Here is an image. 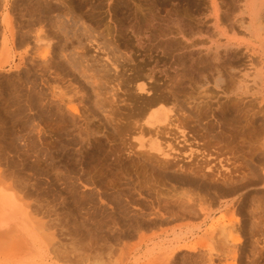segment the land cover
Listing matches in <instances>:
<instances>
[{
	"label": "rangeland",
	"instance_id": "rangeland-1",
	"mask_svg": "<svg viewBox=\"0 0 264 264\" xmlns=\"http://www.w3.org/2000/svg\"><path fill=\"white\" fill-rule=\"evenodd\" d=\"M0 1H1L0 5H2V6H0V264H188V263L189 264H200V263L201 264H209V263H212V264L213 263L214 264H234V263L235 264H264V251H262V249L264 250V229H263L264 218L261 217L264 215V211H262V210H264V208H263L264 205H262V204H264L263 203L264 202V88L261 87L262 81H261V75L260 74H261L262 69H263L261 64H255V63H257V62H255L254 64L247 65L246 68H244V66H241L239 69L236 70L237 80H236V82H234L235 86L232 85V84H234V83H232L228 86L229 88L225 91L220 87H216L214 85V83H211L208 85L207 88H210V92L213 93L214 95L218 96V97H216L215 100H213V103L216 106L215 107L214 105H212V107H214V108H217L219 105H221V103H224L225 105L229 104L232 107L233 106L232 103H235L233 99L237 100L238 96H239L238 98H240V96H241L240 94L242 92L245 94V95L241 96L244 102H242V104H240V108L242 107L241 111H244L243 115H245V116H243L240 112H238L236 105L233 106L235 109L234 110L235 113L233 112V107L232 108L230 107L232 111L229 110V113L227 115L229 117L226 121L228 123V125L225 127V132H224L223 136H217V132H215V131L209 132V134H207L208 136H206V131L202 129L203 132L201 130H199V132H197V135H194V137H192L193 139L191 138L192 141L193 140H195V141H193V142L189 141L190 143L188 142L186 146L183 144V142L180 141L182 143L183 148L181 147V144H178V143H180L179 140H182L181 137L179 140H177V142L174 141V144L175 143L178 144L180 146V149L181 148L183 149V151H182L183 155L180 156L179 154H176V155H179L180 159L182 157L181 160H183V161L180 160L182 163H185V161L186 162L188 161L189 158H187V157L189 156L188 154L190 153L189 149L190 150L191 149L197 150V152L199 151L197 155H198L199 161L201 162V158H200L201 157L200 152L202 150L201 145H199L198 147H200V148H198L196 145L197 143H194L197 141V139L200 142H205L207 145L209 144L208 145L209 149L207 151L209 154L212 152L216 153V151H218V150H214L212 148L217 147L216 149H218V146H220V144L218 145V143L220 142L221 143V148L219 149L220 152H217L218 154L216 153L217 156H215L216 154H213L214 156H212V154L210 157L208 156V163L210 162V165H208L207 167L211 166L212 169H216L215 173H217V169H220L223 171V172L221 171L222 174H228V172H230L232 167H233L232 172L233 173L237 172L236 174H234L235 175L234 181L238 180L237 184H234V182H228L227 184L229 185V184L233 183L234 186H239L240 187V189L238 190L239 192L238 193H236L237 191L235 193L231 192V188L230 187L225 188V186H227V184L222 185V182H220V181L214 182V183H216L215 187H210L209 184L212 181L211 179L213 177H216V176H212V173L209 172L207 168H205L206 170L204 169L202 172L205 173L207 171L205 173L206 175H208L207 178L197 179L201 182H205V180L207 179V181H206L207 183L205 182L206 185L205 186L203 185L204 189L199 188V189H201L200 191L203 192V194H202V192H199V196H201V195L204 196L205 193H207V192L210 193L213 189H214V191L211 192L212 195L215 194L216 196H218V194H220V192H221V193H224L226 196L227 195L228 196L226 197L225 195H223L222 197H218V199H219L217 201L218 205H219V203H222L224 205L221 207H218V205L216 204L217 202L215 203L216 205L214 204L215 206L213 205L214 206L212 208L213 215L210 219H208V222L206 223V225H203V227L199 230L200 234H198V235L196 234L193 236L187 235V236H183V238L176 239V240H159V239H152V238H147V239L142 238L141 239V237H139V236L137 237L136 234L134 235V232L132 231L133 229L131 227H133L134 229L136 228V227H134V225H135L134 222L146 221V220H148V222H149L152 219L153 220L159 219V217H157V215L159 213H161L163 215V212H166L164 209L167 210V208L168 209L170 208V210H173L175 207L174 203H173L174 206L172 205L173 208L171 209L170 205H165L164 202L159 203V201L157 200L158 199L157 196L159 193H161L162 194L161 196H163L165 194L163 191H165L166 189H167L166 193L167 192L172 193L173 192L171 190L172 187L174 189L176 188L175 190L173 189L174 190L173 193L176 194V192H178V191L180 192V189H178L177 186L182 185V184H181V181H179L178 184L176 185L175 182L173 180H171V178L170 179L167 178V180L170 183H172V187H170L171 184L169 185V187H163L166 184H167L166 186H168L169 182L164 181L163 180L164 178L160 179L161 176H159L156 172L155 176H158V179L160 181V182H158V179L157 178L154 179V176L151 175V174H153V172H152L153 170L150 168V166H148L144 163L141 164V160L139 158H138V160H135L139 156L136 155L137 153H134V149L136 152H138V151L142 152L144 149L140 148L139 144H137L138 141L135 139V137H138V135L136 133L135 134L133 133L135 131V129H132V131H131L133 134L132 135L131 132L129 133V131L124 130V129H126V127H124V126L129 125L131 127H134L133 123H135L134 122L135 118L130 116V115H131V111L133 113V108H135L136 105L138 106V102L132 100L135 103L134 104L132 102L134 104V106H132L133 104L131 103V101L127 100V98L131 99V96H134V97L137 96V94L135 92L139 91V90H138V88H136L137 89L136 90L134 87L135 86L137 87V84L139 83L138 79H134V82L131 84L128 83L126 85L127 87L124 86V88H123V86H121L124 89V90H121L122 88L118 87V89H117V85H116L117 83H120V82L122 83V81L124 82V80L121 79L122 76H120L119 81L120 80H122V81L117 82L118 81L117 80L116 82H114V84H112V83L109 84L110 87L112 86L111 88L108 85L105 88V90L106 89L113 90L112 92L110 90H109L110 92L104 91L103 89H101V91L99 90V93H101L102 100H105L103 102L104 104L106 102V98L110 97L108 94L111 93L110 94V95H112L111 100H113V98L115 100H113L114 102H111L110 98H109L110 101L107 98V100H108L107 103L110 102V106L112 103H113L112 105H117V107H115V106L110 107L109 103H108V105L105 104L103 106V108H101V109H99L98 106L96 105V100H97L96 92H98V90L94 89V87L97 86V83H93V80H91L92 77L90 76V73L88 74V72H87V77H83V76L81 77V75L80 76L78 75V78H74L73 76H70L69 74L67 76H66V74L64 76H58V75L56 76V74H52L51 77L53 78V81L58 80L59 84L57 82H53L51 79L49 86L45 85L42 80L40 82V79L38 77H36L37 81H36L34 76H33L34 78L31 77V79L29 81H27V79L25 80L24 79V78H26V72L25 71L28 68L26 63H28L27 59H29V57H30L29 54H25V53H26V50L30 49L31 46H29V47L24 46V47L19 48V41H18L19 40V15H18L19 14V0H0ZM75 1H78V2H74L73 0H71V1L70 0L69 1L64 0V4H65L64 6L66 8L65 10H66L67 14L71 13L70 15L69 14L67 15L68 18L69 17L72 18V17L76 16L74 18L79 19V21H77L79 26L82 27L86 23L83 26V28H86L87 30H89L99 40L100 43H104V41H106L105 43L109 44V45L107 44L109 46L108 47L109 49H107L105 51H104V49H102L100 52V50L96 47L97 44L95 45V43H93V45H92V44H90L89 41L83 40L82 44H85V43L86 44H85V46H82V48H84L88 52V55H89V52H90V54L93 52V54H91L89 56V58H91V60H92V57H93V59H95V58L98 59V57H100L98 59L99 61L102 60V63H106V64L109 63L110 64V61L106 58V55H105L107 52L109 53L110 58L113 57L112 60L110 59L112 62H114L116 54L119 57V61L121 58L124 57L123 59H121V66H120L119 62H118L119 64L117 63L119 66V70H117V72L119 71L118 74H122L123 78L125 80H126V78H128V77H126V75L127 76L129 75L131 77V79H133L136 76V72H137V71L135 72V69L138 67L137 69L140 70V73L142 71V73H141V75L143 74L142 76H144L145 74H146L145 76L148 75L147 77L150 76L149 78H151V79H149L147 77H143L142 81H144V82L146 81L145 83L147 84V86L149 83H150V85H152L153 93H154V90H153L154 87L155 88L158 87L159 88L158 93H160L159 91H162V92H164V94H166V95L168 94L170 97H172L171 95H173L174 93L176 94V91H174L169 85L171 84L170 82H172L173 79H175V78L178 79L179 77H181V75L179 76V73L181 74V71H182L181 66L179 65V67H178L177 65L179 63H176L177 60L179 61L178 58L180 57V55H179L180 50L175 48V45L177 44V42L181 41V39H182L183 40V41H181L182 44H184V42H185V44H187L186 50L194 51L195 55H198L199 51L205 52L207 49L211 50L210 47H213V40H216V39L218 40V37L220 38V41H222V43L224 42V39H225L224 36L220 37L219 35L209 37L210 34L208 35L205 31L202 33L198 32V30L201 28V24L199 23V20H202L204 25L206 24V26H204L203 28H205V29H206V27L209 28L210 29L209 32H211V31L216 32L217 31L216 29H214L215 19H214L211 0H133V1L132 0H121L122 2H120V0H103V3L105 5L102 3V0H99L100 2H98L97 0L96 1L93 0L94 2L92 0H91L92 2L90 0H75ZM132 2H134V4L136 2V4L134 5ZM144 2L147 3V4L145 3L146 5H151V7L153 6L152 7L153 11L150 10V8H151L150 6H146V5L143 6ZM247 2H248V0H216V4L219 8V14L220 15L224 14V12L226 14L230 15L231 11H233L234 8L237 7V9H235L233 12H235L236 14H240L239 15L240 18L244 17L245 18L244 21L246 20L245 21L246 25L249 21L248 15L247 14L241 15V13L245 11ZM73 4H75V7L73 6ZM118 4H119V8L117 9ZM154 4H156V5H154ZM66 6L68 8H70V10ZM76 6L77 7L80 6V7H78L79 10L76 9L77 8ZM142 6H143V8H141ZM71 7H72V9H71ZM126 7H127V9H126ZM230 7L233 10L230 9L231 10L230 11L229 10ZM15 8H16V10H15ZM91 8L94 10V13H93V10H90ZM137 8H140V9H137ZM67 9H68V11H71V12H68ZM13 11L15 14L13 13ZM142 11H143V13H142ZM150 11H152V13ZM79 12H81V13H79ZM86 12H89V13L87 14ZM114 12H116L115 15H114ZM127 12L129 14H127ZM132 12H134L135 14L133 15ZM139 12H140V15L138 14ZM146 12L150 13L149 15L151 17L149 15H148L149 17L146 16L147 15ZM77 13L80 15H83V16H79ZM98 13H100V14L98 15ZM117 13H119V14H117ZM130 13H132V14H130ZM86 14L89 17H91V19H89V17ZM116 14H117V16H116ZM142 14H143V16L145 15V17H142ZM183 15H185L184 17L186 18V20H188L187 17H189V19H192V20H190V23L193 21L196 23V24L192 23V27L194 25H196V27L194 26L195 29L193 28L195 32L193 31V29L190 26L185 27V29L184 28H178L176 26L174 27L175 24H173L172 21H178V20L184 21L185 19L182 18ZM186 15H189V16L186 17ZM85 16L87 17V19ZM125 16H127V17H125ZM135 16L145 18L146 21L144 20L142 23H139V20ZM152 16H154V17H152ZM108 17H109L110 21L108 20ZM112 17H114V18H112ZM147 17L149 19L156 18L155 19L156 21L154 20V22H153L154 24L150 25L149 21H148L149 19L148 20L146 19ZM115 18H116V20H115ZM118 19H120V20H118ZM82 20L85 23L84 22H83V24L80 23V22H82ZM117 20L121 21L120 23H122L124 20V25H123V23L120 24ZM186 20L184 22H186ZM188 21L186 23H189ZM111 22H113V24ZM116 22H118V23H116ZM144 22L146 24L147 23L148 24L146 25ZM155 22H157V23H155ZM158 22H159V24H158ZM90 23H91V25H90ZM105 23H106V31H105V25H104ZM197 23H199L200 25H198ZM116 24H118V25H116ZM172 24H173L172 30L173 31L175 30L173 32V34H175L176 32L179 33V34L176 33V36L173 35L170 32V30L167 29L168 28L167 26H171ZM102 25H103V27H102ZM110 25H111V27H110ZM112 25L114 26V28ZM120 25H123L124 28H123V26L120 27ZM223 25L226 27L225 24H223ZM42 26H44L43 27L44 29H47V27H45L44 24ZM89 26H92V27H89ZM99 27H102V28H99ZM155 27H157V29ZM161 27H163V28L166 27L165 29H163L164 32L162 31ZM103 28H104V30H103ZM174 28H176L178 30H176ZM181 29H182L183 33H180ZM92 30H94V31H92ZM102 30H103V32H102ZM107 30L109 32H107ZM154 30L155 31L157 30L156 33H154L155 32ZM165 30L166 31L168 30V31L166 32ZM184 30H185V32H184ZM120 31H122L123 33H121ZM135 31H137V32H135ZM95 32H96V34H94ZM116 32H118V34H117L118 36L116 35ZM186 32L187 33L190 32L191 34L190 33L187 34ZM98 33H101V34H98ZM107 33H109L110 35L113 34V36L110 37V35ZM192 33H194V34H192ZM235 33L237 34L236 35L237 38H239L241 40L243 39V41H245V42H249V41L253 40L251 38L250 32L246 31L243 28H240V30H235ZM97 34L100 36H98ZM168 34H170V35H168ZM171 34L173 35V37ZM101 35H102V37H104V36L105 37L102 38ZM229 35L233 36V33L230 32ZM116 36L118 39L116 38ZM112 37H114V38H112ZM109 38L114 39V40H110ZM174 38H176L178 41ZM119 40H121L122 42L119 43L120 42ZM84 41H85V43H84ZM116 41H117V43H116ZM174 41L175 42L177 41L176 44L173 43ZM53 42L54 41H52V43ZM114 42H115V44H114ZM123 42L124 43L127 42V44L125 43L126 44L125 45ZM171 42L173 43L172 45L175 44L174 49H172V50H176L178 52H174V51L170 50L171 48L168 45L171 44ZM112 44H113V46H111ZM94 46H95V48H94ZM116 46H117V48H116ZM110 47H112L114 49L116 48L115 51H112V49L110 50ZM126 47H128V48H126ZM167 48L168 49L170 48V49L168 50ZM119 49H120V51H119ZM241 50H242V52H249V50L245 49V46H242ZM78 51L81 52V50H78ZM118 51L120 52V54L118 53ZM102 52H104V53H102ZM110 52H113V53L116 52V53H114L115 56L112 55L113 53H110ZM96 53H98V54L96 55ZM177 53H179V54H177ZM21 54H23L27 58V59H25L26 61L21 60V58H20ZM121 54H123V56ZM249 54L254 55L252 52H249ZM92 55H94V56H92ZM120 55H121V58H120ZM95 56H97V57H95ZM102 57H104L105 59L103 60ZM175 57H177V58H175ZM122 60H123V63H122ZM126 60H128V62L124 63V62H126ZM107 61H109V62H107ZM244 61L247 62L248 59H246V57H245ZM92 62H93V60L89 61L90 64ZM129 63H131L133 65H131ZM123 64L126 67H124ZM19 65H20V67H19ZM110 66H111V64L109 65V67ZM235 66L237 67L238 65L236 64ZM128 68H130L132 71L128 70ZM177 68H178V70L180 69L179 73L176 70ZM22 69H24L25 71L24 70L22 71ZM111 69H112L111 72L113 73L111 76L113 77V75H114V78H115V75L117 74V72H115L116 70L113 71L114 70L113 67ZM122 69H124L123 70L124 72L120 73V72H122ZM243 69H245V70H243ZM125 70H128L130 72L125 71ZM114 72H115V74H114ZM20 74H22V75H20ZM175 74H176V77L174 76ZM171 75H173L172 76L173 78L171 77ZM65 76L67 77V79L65 78ZM55 77H57V78H55ZM60 77H62V78H60ZM70 77L73 79V82H72V80H70V81L68 80V78L71 79ZM130 77H129V79H130ZM19 78H23L27 82L24 83L23 82L24 80L23 79L21 80ZM85 78H86V80H85ZM32 79H35V80H32ZM62 79H64V81ZM78 79H80V80H78ZM87 79H89V81ZM169 79L171 81H169ZM31 80H32V82L36 81V82H34V83H36L35 85H37L35 87V90L38 91L37 94H41V95L36 94L35 96H37V97L40 96L39 98H42L44 96V95H42V93L40 91L42 88H43V92H45V94L50 95L51 90H52L51 87L55 86L54 91L57 92V90L59 89L58 92L62 96L57 97V98H53L54 100L60 101L62 98L64 99L66 97V98H68V99H65L66 103L71 101V102H69L70 106L78 108V109L81 108L82 110L80 109L79 110L80 113L77 114L78 117L77 116L75 117V123L73 122V119L71 120L70 117H66V118H65V116L59 117V115H61V113L57 114L58 117L56 115L51 114V113L47 114L46 110H45L46 108H44V109L41 108V105H38V106L34 105L33 106L32 104H30V102L28 103L27 101L29 100V98H26V97L29 96L28 95V94H30L29 91H33L30 88L31 83H32ZM155 80L158 81L157 82L158 84L153 83ZM19 81L21 82V84ZM90 81H92V82H90ZM62 82H64V84ZM81 82H83V83H81ZM79 83H81V84H79ZM87 83H89V84H87ZM90 83L93 86L90 85ZM41 84H44V85H41ZM21 85H23V87ZM113 85H115V86H113ZM128 85L130 87H128ZM41 86H42V88H41ZM81 87H83V88H81ZM113 87L116 88L115 90H119V91H115L113 89ZM163 87H164L165 91H163L164 89L162 90ZM131 88H133V89H131ZM255 88H257V90ZM19 89H20V91H19ZM61 89H62V91L60 92ZM67 90H69V91L71 90L72 92L71 91L69 92ZM86 90L88 91L87 93H86ZM102 90L104 92H107L108 94L103 93ZM166 90H167V92H166ZM228 90H230V91H228ZM39 91H40V93H39ZM65 91H67V92H65ZM83 91H84V93H83ZM89 91H91V92H89ZM169 91H170V93H169ZM24 92H27V93H24ZM116 92H117V94H116ZM131 92H133L134 94L132 95ZM254 92L257 94L252 95ZM19 93H22V94H19ZM143 93L144 94L146 93L148 95L147 92H142V91H139L138 94H142L144 97H146V94L144 95ZM113 94L115 96H113ZM18 96L22 99H20ZM84 96H86V99ZM87 96H89L88 97L89 100H88ZM92 96H94V98ZM104 97H106V98L104 99ZM117 97L121 98V100H119ZM232 97H235V98H232ZM71 98L73 100H70ZM43 99H45V96ZM117 99L119 101H121V104ZM219 99L221 100V103L220 102L217 103V101H219ZM91 100H93L92 103L90 102ZM102 100H101V103H102ZM19 101H21V102H19ZM88 101L92 105H90V103L88 105L87 104ZM128 101L131 104H129ZM126 102H128V104ZM215 102H216V104H215ZM118 103H119V105H118ZM23 104L25 105V108H23L24 107ZM60 104L64 105V107H65V102H61ZM84 104H86V105H84ZM87 105L89 108H90V106H92L91 110L95 106V108L99 112L98 114L101 115V117L99 115L98 116L100 118L97 116L94 117L95 119L92 118L91 116L89 117L88 112H90V111L85 112L88 109ZM21 106L25 111L23 109L21 110ZM106 107H108V108H106ZM112 107H114L115 109ZM104 108L106 110V113H105V110H103ZM111 108L114 109V111L115 110L117 111L120 109L119 112L115 111L116 113H119V114H115ZM130 108H132V109L130 110ZM36 109L38 110V112H36ZM125 109H126V111H125ZM19 110H21L22 112H20ZM27 110L30 111V112L28 111L29 114H28ZM111 110H112V112H111ZM82 111H83V115L81 113ZM34 112L37 113V115L39 114L40 116L39 115L36 116V114ZM42 112H43V115H42ZM107 112H109V113H107ZM126 112H128V113H126ZM84 113L87 114L88 116L85 115ZM24 114H28V115L24 116ZM44 114H45V116L47 115L48 119H45ZM113 114H114V116H113ZM232 114H236V115H232ZM20 115H22L21 117L24 118L23 120L20 117ZM117 115L119 117H116ZM229 115H231V117ZM48 116H50V117L53 116V118L51 117L53 122L51 121L50 117H48ZM86 116L88 119L92 118V119H90V121L92 120V122H90L88 120L90 123H93L96 121L95 122L96 125H95V123L91 124V125H93L92 126L93 128L97 127L98 128L97 131L100 132V134L92 131L93 133H95V136H96V137L92 136V138L93 137L96 138V140L97 141L99 140V142L94 140V138L92 140V138H90L91 136L89 137L90 141L88 140L87 136L86 137L82 136L81 132L86 134V128L85 127L87 126V123H89L87 121L85 122L84 118ZM120 116H122V118H120ZM25 117H27V119H25ZM39 117H41L40 118L41 120L38 119ZM107 117H108V119H107ZM112 117H114L115 119L114 118L110 119ZM124 117L127 119V122L125 121L126 119ZM54 118L56 120H58L60 123L56 120H55L56 122H54ZM68 118H70V121ZM98 118H99V120H98ZM116 118H118V119H116ZM123 118L125 120H123ZM35 119H36V121H35ZM37 119L40 121L38 122ZM60 119H62V121H60ZM105 119H106V121H105ZM110 120H111V122H110ZM114 120L115 121L117 120L116 123H118V124H115ZM132 120H134V121L132 122ZM33 121H35V122H33ZM41 121L44 123H42ZM78 121L81 122V126H83V128L80 126V123ZM97 121H98V123L100 122L99 123V125L101 124L100 126H97L98 125ZM104 121L106 122L105 124L103 123ZM107 121L110 124L107 125ZM121 121L124 123H127L128 125L121 123ZM231 121H233V122H231ZM236 121H238V122L235 125ZM22 122L26 123L25 126H23L24 124H22ZM230 122H231V124H230ZM53 123H56V124H53ZM76 123H77L78 127H76V125H75ZM113 123L115 125H119L118 127L119 128L121 127L123 129L124 133L126 131L125 134H127V136L125 134H124V136L126 137V140L128 139L129 141H126L125 138L123 137V135H121L122 129H120V131L117 133L113 128H116L117 131L119 130V128L117 129V127H113L114 125L111 127V124H113ZM119 123H121L123 126H120L121 124H119ZM233 123H234V125H233L234 127L232 126ZM29 124H30V126H28ZM59 124H61V125H59ZM70 124L74 125L75 129L73 126L71 128ZM203 124H200V126L201 125L203 126ZM58 125L60 126L59 128H58ZM229 125H231V126H229ZM31 126H33V127H31ZM35 126H36V128H35ZM109 126L111 128H109ZM68 128L69 129L71 128V130H68ZM226 128H228V129H226ZM254 128H255V130H251ZM109 129H112L116 133H114L112 130H109ZM36 130H38L39 132L37 131L38 133H36ZM91 130H92V128H91ZM59 131H60V133H59ZM109 131H112L115 135H110L113 133L109 132ZM234 131L236 132V134ZM7 132H8V134H7ZM24 132H25V135L27 134L26 136L24 135ZM120 132H121L120 137H117ZM175 132H176V130H175ZM204 132H205V134H204ZM226 132H227V134H226ZM231 132H234V133H231ZM45 133H46V135H45ZM72 133H73V135H72ZM78 133H79V136H78ZM37 134H39V135H37ZM68 134H70L69 138H71V139L68 138ZM80 134H81V136H80ZM129 134L131 136H128ZM198 134H200V135H198ZM54 135H55V137H54ZM107 136H109V137L111 136L110 137L111 140L113 138H115V139H113L115 143L111 142L109 140V137H107ZM112 136H113V138H112ZM200 136H201V138H200ZM211 136L214 137L215 139L214 138L212 139ZM19 137H20V139H19ZM25 137H28V138H25ZM116 137L119 138L120 140L117 139ZM55 138H56V140H55ZM82 138L87 139L86 142H85V139H84V141L81 140ZM194 138H196V139H194ZM206 138H207V140H206ZM33 139L36 141L35 142L33 141L34 143L31 144L30 141H32ZM67 139H69V140H67ZM72 139L76 140L77 143L75 142L76 144L73 143L71 145L70 142H68V141H70ZM208 139L209 140L211 139V140L208 142ZM77 140H79V141H77ZM131 140H133V141H131ZM213 140H215L216 142L214 141L215 143H213L212 142ZM80 141H81V143H80ZM56 142L59 144H57ZM96 142H97V144H95ZM210 142H212V143H210ZM67 143H69V144H67ZM83 143H84V146H83ZM99 143H100V145H99ZM120 143H122L124 146ZM135 143L137 144V146L134 145ZM40 144H41V146H40ZM50 144H51V146H49ZM91 144H92L93 148L90 146ZM58 145H59L60 149L58 148ZM76 145H78V146H76ZM121 145L123 147H120ZM188 145L190 146V148ZM193 145L195 146L194 149H193V147H194ZM177 146H176V148L179 149V147H177ZM126 147H127V149H126ZM136 147H137L138 151L136 150ZM87 148L90 149L91 151H89ZM111 148L113 150L114 149L115 150L113 151ZM119 148H120V151H119ZM222 148L223 149L226 148V149H228V150L230 149V150H229V152H226V149H224L225 150L224 151ZM52 149H54V150H52ZM68 149H69V151H68ZM124 149H125V152H124ZM221 149L224 152H222ZM254 149H255V151L253 152ZM92 150H93V152H92ZM39 151H40V153H38ZM131 151H132V153H131ZM56 152H58V153H56ZM122 152H124V154ZM252 152L254 154H252ZM78 153H80V154H78ZM120 153H122V154H120ZM39 154H42V155L39 156ZM131 154H133V155H131ZM116 155L118 156L116 158H120V159H116V161H114V158ZM119 155H120V157H119ZM121 155L124 157H122ZM252 155H254V156H252ZM42 157H44V158H42ZM214 157H216L217 159ZM251 157H252V159H251ZM257 158H259V160ZM42 159H43V161H42ZM44 159L46 162H44ZM91 159H92V161H91ZM228 159L230 161H228ZM254 159H255V161H254ZM38 160H40L39 163H38ZM130 160H131V162H130ZM132 160H133V162H132ZM118 161L120 163H118ZM91 162L92 163L94 162V164H92ZM202 162H203V160H202ZM258 162H260V164H258ZM138 163L141 165H139ZM34 164L35 165L37 164L36 165L37 168H34L35 167ZM223 164H225V165H223ZM55 165H56V167H55ZM113 165H115V166H113ZM121 165H122V167H121ZM255 165L256 166L258 165L259 167L257 168ZM28 166H29V168H28ZM124 166H125V169H123ZM119 167H121V168H119ZM144 167H145V169H147V171L144 170ZM117 168H119L120 170H118ZM133 168H134V170H133ZM255 168L258 170H256ZM121 169H123V170L129 169V171L131 170L132 173L131 172L129 173L128 170L126 171L127 173H125V171L123 172V171H121ZM142 169L144 171H142ZM148 169H151V171L150 170L148 171ZM238 169H240V174L238 172L239 171ZM94 170H96V171H94ZM88 172H89V174H88ZM121 172H123L124 174ZM146 172L151 173V174H148ZM128 173L129 174L138 173L139 175L136 174V176H135V174H133L132 175L133 177H132L131 175L128 176L129 175ZM173 173H176L178 175V173H180V172H173ZM144 174H148V175H144ZM237 174H239V175H237ZM244 174H245L246 178H245ZM250 174H251V177H250ZM88 175H90L91 177H89ZM125 175L128 177L127 179H126ZM87 176L89 178L88 180H87ZM92 176H93L94 182L92 180ZM145 176H147L149 178H147ZM150 176H152L153 178ZM210 176H212V178ZM236 176L237 177L241 176L240 177L241 179L239 177H238L239 178L238 179ZM243 176H244V180L242 179ZM146 178L148 179V181H146ZM251 178H253V179H251ZM121 179H123V180H121ZM150 179H153V181ZM202 179H204V180H202ZM208 179H210V180H208ZM246 179H247V181H246ZM86 180L88 181V183ZM107 180H109V181H107ZM120 180H121V182H119ZM142 180L143 181L145 180L146 183L149 184V186L145 185L146 183L142 182ZM149 180L154 182V183L157 182L159 184L162 181H164V183L166 182V184L164 185V183L162 182L163 184H160V185L155 184L154 185V183L150 184L152 182H149ZM165 180H166V178H165ZM242 180H243V183L241 182ZM249 180H250V182H249ZM66 181H67V183H66ZM110 181H111V183H110ZM236 181H235V183H236ZM245 182H246V184L248 183L249 186L246 185ZM95 183H96V185H95ZM125 183H127V184H125ZM128 183L133 184V187L131 185L132 190H131L130 186L128 185ZM251 183H252V186L250 185ZM121 184L125 185L127 188L124 187L123 185L121 186ZM173 184H175V185H173ZM243 184H245L247 187ZM106 185H107V187H106ZM206 186L208 187V189ZM100 187H101V189L106 188L107 192H105V193H117L119 191L118 189H120L121 191H119L118 193H122V191H123V194H125V192H126V194H128V195H130V192L128 193V191L133 192L134 187L136 189L141 188V187H146V188L149 187V189L150 188L151 189L149 190L148 188L147 189L142 188L143 196H140V197L136 191L134 198H132V199H136V200H133V201L131 198L124 196L123 198H124V200H126L127 205L126 204L123 205L122 204V202L124 203V201H122L123 199L120 202L118 201L115 204L114 201L116 202L117 200L112 199L113 200V202H112V200H110V198H108V197H106V199H105V197H101V194H103L104 191H106V190L104 189L102 192V190L99 189ZM128 187H129V189H128ZM185 187L187 189L188 185H185L183 188L185 189ZM54 188L55 189L57 188V189L55 190ZM111 188H113V189L111 190ZM156 188L158 190H156ZM159 188H161V189L159 190ZM168 188H170V190ZM59 189H61V190H59ZM95 189H97V190H95ZM152 189L153 190L155 189V191H157L156 192L157 194L155 193V191H151ZM114 190H116V191H114ZM145 190H146V193L148 192L147 193L148 196L144 192ZM204 190H208V191L204 192ZM255 190H256V192H255ZM158 191H160V192L158 193ZM228 191H229V194H228ZM241 191L245 192V193L241 194ZM151 192L153 195H150ZM93 194H95L96 196H94ZM256 194H258V195H256ZM171 195H173V194H171ZM88 196H93L95 199L98 196L100 197V198L99 197L97 198L100 201H97V199H96V201L98 202L97 203L98 207L95 205L93 206V204H89L90 206L87 204L89 201L87 199ZM167 196H168V194H167ZM206 196H207V194H205L204 197H206ZM148 197H149V199H148ZM88 198H90V197H88ZM253 198H256L257 201L262 206L261 205H258L259 207L255 206L259 203L255 204L256 201ZM129 199H131V200H129ZM129 201H131V202L129 203ZM134 201H136V203H138V204H136ZM147 201L152 202V203L149 204V203H147ZM85 202H86V204H85ZM102 203H105V204L103 205ZM118 203H120V205H118ZM240 203H241V205H240ZM249 203L252 206L254 205L255 208H254V206L252 207L251 205H249ZM107 204H109L108 207L106 206ZM182 204L181 205L177 204L174 211L185 212L186 210H190V209L192 210V208L195 211L191 212V214L188 215L189 220H185L187 218L180 220L181 224H186V223H192L193 224V223H198V222L202 221L203 215H202L201 210L203 208H205V206L201 207L198 205V203H194L192 205H188V204L184 203L183 204L184 206L187 205V207L185 206L186 207L185 208ZM128 205L131 209L128 207ZM196 205H198V206H196ZM206 205H208V204H206ZM88 206H89V209L87 208ZM192 206H194V207H192ZM94 207L96 208L97 211L99 210L101 213L99 211L97 213V211L94 210L95 209ZM101 207L104 209H102ZM165 207H167V208H165ZM256 207L258 208L257 210H261L260 214H258L257 212H253V211H257ZM261 207L263 209H261ZM31 208H33V210ZM74 208L75 209L77 208V209L74 210ZM153 208H155V209H153ZM184 208L186 210H184ZM248 208H253V209L248 210ZM101 209L105 213H103L101 211ZM124 209H125V211H124ZM90 210H91V212H89ZM109 210H111V211H109ZM126 210L129 211V212H127V214H125ZM146 210H148L149 212H147ZM237 210H238V212H237ZM243 210H245V211H243ZM246 210H248V211H246ZM33 211H35V212H33ZM78 211L80 212V215L81 214H83V215H81V216L78 215ZM92 211H93V213H92ZM108 211L110 212V214L115 213L113 215V216H115L114 217L115 219H113V217L111 216L112 214L111 215L107 214ZM130 211H131V215H130ZM145 211H146V213H145ZM150 211H152L153 213ZM86 212H88V214ZM196 212L198 214L197 217L195 216ZM91 213L93 216L90 215ZM99 213L103 214V215H100ZM117 213H120V214H117ZM142 213H145L146 216L144 214L142 215ZM86 215L92 216L91 220L89 218L90 216L87 217ZM97 215H100L102 219L100 218V216H97ZM105 215H108V216L110 215L111 218L108 216H105ZM126 215L128 218H125ZM128 215H130V216H128ZM199 215L202 217H200ZM96 216H97V218H96ZM132 216H133V218H131ZM83 217L84 218L86 217V219H84ZM104 217L107 219H105ZM116 217H117V219H116ZM163 217H168V215L167 214L163 215ZM251 217L254 218V220H255L254 223H259L260 219H263V221L261 220V223L262 222L263 223L257 224V226H251L252 225L251 223L253 222V218L251 219ZM124 218L126 220H124ZM50 219H52V220H50ZM63 219H66V220H63ZM88 220H90V221H88ZM87 221L89 223H87ZM106 221H107V223H106ZM178 222H175L173 224L169 223L170 225L169 224L158 225L155 229H154V226L148 227V225H146L147 228L146 229L144 228V231L147 230V233H151V232H155L156 230L158 231L160 229H163V228L168 229V228H171L172 226H175L176 224L177 225L180 224ZM111 223H113V224H111ZM234 223L238 224L239 232L234 233V234H236V237H234L235 242L232 241L233 238H229V241L235 247L238 246V248L236 247V249H235V247H234L235 253H233V252L229 253V252H227L226 242L224 241L226 239H225L224 235H222V233L220 235V230L224 229V228H231L232 224H234ZM166 225L168 228L166 227ZM135 226H137V224ZM106 227H108V229H110V230L108 231V229ZM112 227L117 232L116 236H115L116 232L111 229ZM246 227H248V228H246ZM251 227L253 228L254 231H252ZM254 227H256V229ZM99 229H101V230H99ZM117 229H118V231H117ZM121 229L123 230V232ZM247 229L250 230L249 233H247L248 232ZM257 229H259L260 231L258 230L259 233L257 232V235H256L255 232ZM148 230H150V231L148 232ZM97 231H98V233H96ZM101 231H103V232H101ZM124 231H125V233H124ZM100 232L102 233V235ZM119 232H120V234H119ZM206 232L209 233V235L203 236V234ZM106 233H108V234H106ZM112 233H114V234H112ZM97 234H99V235H97ZM125 234H126V236H125ZM251 234H253L254 236H252ZM94 236H96V237H94ZM113 236H115V237H113ZM255 236H256V238H255ZM237 238H238V240H237ZM239 238H240V241H239ZM254 243H256V244H254ZM185 245L189 246L191 248L190 249L186 248ZM252 245H255V246H252ZM210 249H214V250H212V252H211ZM255 249H257V250H255ZM172 251H174V252L172 253ZM238 251H240V253ZM233 255H235V256H233ZM209 261H212V262H209Z\"/></svg>",
	"mask_w": 264,
	"mask_h": 264
},
{
	"label": "bare ground",
	"instance_id": "bare-ground-1",
	"mask_svg": "<svg viewBox=\"0 0 264 264\" xmlns=\"http://www.w3.org/2000/svg\"><path fill=\"white\" fill-rule=\"evenodd\" d=\"M69 1V0H68ZM71 1V0H70ZM74 2H78V1H75V0H73ZM91 1V0H90ZM93 1V0H92ZM91 1V2H92ZM96 1V0H95ZM98 2H100L99 0H97ZM133 1V0H132ZM1 2V1H0ZM94 2V1H93ZM97 2V3H98ZM120 2H122L121 0H120ZM67 3V2H66ZM102 3H103V0H102ZM133 4H134V2H132ZM146 2H144V4H143V6H145L146 4H145ZM149 3V2H148ZM2 4V3H1ZM15 4V3H14ZM89 4V3H88ZM104 4V3H103ZM107 4V3H106ZM113 4V3H112ZM135 4H136V2H135ZM134 4V5H135ZM211 4H212V8H213V14H214V19H215V22H214V29H216L217 31L216 32H209V28H207L206 27V29L205 28H203L204 26H206V24L204 25L203 24V21L202 20H199V23L201 24V28L198 30V32L199 33H202V32H206L208 35H209V37H212V36H216V35H219L220 37H223L224 36V42L222 43V41H220V38L218 37V40L216 39V40H213V47H210L211 48V50H209V49H207L205 52H198V55H195V52L194 51H191V50H186V48H187V44H185V42H184V44H182V42L181 41H183L182 39H181V41H179V42H177L178 40L176 39V38H174V39H176L177 41V44H176V42L174 41L173 43H175L174 45H175V48H177V49H179L180 50V54L179 53H177V54H179L180 55V57L178 58L179 59V61L177 60H175L176 61V63H179L177 66L179 67V65L181 66V74L179 73V71H180V69L178 70V68L176 69L177 70V72L179 73V76L181 75V77H179L178 79H173V81L172 82H170L171 84L169 85L174 91H176V94L174 93L173 95H171L172 97H170L168 94L166 95V94H164V92H162V91H159L160 93H158V87H154V93H153V91H152V85H150V83L148 84V86H147V84L144 82V81H142L143 80V77H147V76H142L141 75V73H142V71H141V73H140V70L139 69H135V72H136V76L133 78V79H131V77L128 75H126V77H128V78H126V80L123 78V75L122 74H118V72H117V70H119V66H118V64L120 63V66H121V59H123V58H121V55L123 56V54H121L120 55V61H119V57L117 56V54H116V56L114 55V53H116V52H110V53H113L112 55H114L115 56V59H114V62H112L111 60H112V58H110L109 57V53L107 52H105L106 54V58L110 61V64H111V66L109 67V65L108 64H106V63H102V60L101 61H99L98 59L100 58V57H98V59L97 58H95V57H97V56H95L94 58L95 59H93V57H92V60H93V62L90 64L89 63V61H92L91 60V58H89V56L91 55V54H93V52L90 54V52H89V55H88V52L84 49V48H82V46H85V41H84V43L85 44H82V42H83V40H87V41H89L90 42V44H92L93 45V43H95V45H96V47L100 50V52H101V50L102 49H104V51L105 50H107V49H109L108 47V45L105 43L106 41H104V43H100L99 42V40L89 31V30H87L86 28H83V26L86 24L83 20H82V22H80V23H82L83 24V22L85 23L82 27L81 26H79V24H78V22L77 21H79V19H76V18H74V17H76V16H74V17H72V18H68V14L70 15L71 13H68L67 14V12H66V8H65V4H64V0H19V48H21V47H24V46H27V47H29V46H31L30 47V49H27L26 50V53L25 54H29V59H27L23 54H21L20 55V58H21V60H25V59H27L28 60V63H26V65L28 66V68H27V70L25 71L24 69H22V71L24 70L25 72H26V78H24L25 80L27 79V81H29L30 79H31V77H35V79H36V81H37V78L36 77H38L39 79H40V82H41V80L43 81V83L45 84V85H50V81H51V79H52V81H53V78L51 77L52 76V74H56V76L58 75V76H64L65 74H66V76L69 74L70 76H73L74 78H78V75L80 76L81 75V77L83 76V77H87V72H88V74L90 73V76L92 77V79L91 80H93V83H97V86H95L94 87V89H96V90H98V92H96V97H97V100H96V105L98 106V108L99 109H101V108H103V106L105 105V104H107L108 105V103H109V106H110V102H108L107 103V101L109 100V98H110V100L112 99L111 97H112V95H110V94H108L107 92H104V91H108V92H112L113 90H110V89H106L105 90V88L107 87V85L110 87V85L109 84H114V82H116L117 80V82H120V81H122V80H124V82L122 81V83L120 82V83H115L116 85H117V89H118V87H120V88H122L121 86H123V88H124V86H126L128 83L129 84H131V83H133L134 82V79H138V81H139V83L137 84V87L135 86L134 88L136 89V88H138V90L139 91H142V92H147L148 93V95L146 94V97H144L142 94H138L139 93V91H136L135 93L137 94V96H131V99L130 98H127V100H129V101H131V103L133 102L134 103V101H136V102H138V106L136 105V107L135 108H133V113H132V111H131V115L130 116H132V117H134L135 118V121L134 120H132V122L134 121L135 123H133L134 124V127H131V126H129L127 123H124V122H122L121 121V123H124V124H126V125H128V126H124V127H126V129H124V130H127V131H129V133L132 131V129H135V131L133 132L134 134L136 133L137 135H138V137H135V139L138 141V143L137 144H139V147L140 148H142V149H144L142 152L140 151H138L137 150V147H136V150L138 151V152H136L135 151V149H134V153H137L136 155L137 156H139V157H137V159H135V160H138V158L141 160V164H146V165H148V166H150V168L153 170L152 172H153V174H151V173H148V172H146V173H148V174H151V175H153L154 176V179L155 178H157L158 179V176H155V173L157 172V174L159 175V176H161L160 177V179H163L164 181H167V182H169L168 180H167V178L168 179H170L171 178V180H173L174 182H175V184L177 185L178 184V182L179 181H181V184L182 185H178L177 186V188L178 189H180V192L178 191V192H176V194L175 193H173L174 192V190L176 189H174L173 187H172V183H170L169 182V184H168V186H166L167 184H166V182L164 183V181H162L163 183H164V185L165 186H163V187H169V185H170V187H172L171 188V190L173 191H171L172 193H169V192H167L166 193V191H167V189L165 190V191H163L165 194L163 195V196H161L162 194L161 193H159L160 191H158V196H157V200L159 201V203H162V202H164V204L165 205H170L171 206V209L173 208V203L175 204V207H176V205L178 204V205H181L182 203L184 204H188V205H192V204H194V203H198V205L199 206H205V208H203L202 210H201V212H202V215H203V219H202V221H200V222H198V223H186V224H181L180 223V220H183V219H185V218H187V219H185V220H189V217H188V215H190L191 214V212H194L195 210H193V208H192V210L190 209V210H186L185 208L187 207V205H183L185 208H184V210H186L185 212H181V211H174V209H175V207H174V209L173 210H170V208L168 209L167 207H165V208H167V210L166 209H164L166 212H163V215H168V217H163V215L161 214V213H159L158 215H157V217H159V219H152V220H150L149 222H148V220H146V221H136V222H134L135 223V225L137 224V226H135L134 225V227H136L135 229L133 228V227H131L133 230V232H134V235L136 234V236L138 237H141V239L143 238H152V239H159V240H176V239H180V238H183V236H187V235H189V236H193V235H198V234H200V229L203 227V225H206V223L208 222V219H210L211 217H212V215H213V210H212V208L217 204L218 205V197H222L223 195H225L224 193H221L220 192V194H218V196H216L215 194L214 195H212L211 194V192L212 191H214V189L209 193V192H207V193H205V194H207V196L206 197H204L205 196V194H204V196H202L201 194V196H199V192H202V191H200L201 189H199V188H202V189H204L203 188V185L205 186L206 185V181H207V179L205 180V182H201V181H199V180H197V179H199V178H207V176L208 175H206L205 173L207 172H205V173H203L202 171L205 169V168H207L208 169V171L209 172H211L212 173V176H216V177H213L212 178V176H210L212 179V181H211V183L209 184L210 185V187H215V184L216 183H214V182H217V181H220V182H222V185H226L228 182H234V184H237V181H236V183H235V181H234V179H235V175L234 174H236V173H233L232 172V169H233V167H232V169H231V171L230 172H228V174H222L221 173V171L222 170H220V169H217V173H215L216 171V169H212L211 168V166L210 167H207L208 165H210V162L208 163V156L210 157L211 156V154H212V156H214L213 154H216L217 152H220L219 151V149L221 148V143L219 142H217L218 143V145L220 144V146H218V149H216L215 147H213L212 149H214V150H218V151H216V153H214V152H212V153H208L207 151H208V149H209V144L207 145L205 142H200V141H198V139H197V141L196 142H194V143H197L196 145H197V147L199 146V145H201V152H200V158H201V162H202V160H203V162L201 163L200 161H199V158H198V152H197V150H190L189 149V151H190V153L188 154L189 156L187 157V158H189L188 159V161L186 162L185 161V163H182L181 161H183V160H181L182 159V157H181V159H180V157H179V155L181 156V155H183L182 154V151H183V147H182V143L181 142H183V144L186 146L187 145V143L189 142V141H192L191 140V138L192 137H194V135H197V132H199V130H201L202 131V129L203 130H205L206 131V136H208L207 134H209V132H211V131H215V132H217V136H223L224 135V132H225V127L228 125V123L226 122L227 121V119L229 118L227 115H228V113H229V110H231V108L233 107V106H235L236 105V107H237V109H238V112H240L242 115L244 114V111H241V108H240V104H242V102H244L243 101V99H242V97L241 96H243V95H245L243 92L240 94L241 96H240V98H238L237 97V100H235V99H233L234 100V102L235 103H232L233 104V106L231 107L229 104L228 105H225L224 103H221V100L219 99V101H217V103H221V105H219L217 108H214V107H212V105H214V103H213V100H215L216 99V97H218V96H216V95H214L213 93H211L210 92V88H207L208 87V85L209 84H211V83H214V85L216 86V87H220V88H222L224 91L225 90H227L229 87V85L230 84H232V83H234V82H236V80H237V77H236V70L237 69H239L241 66H244V68H246L247 67V65H249V64H254L255 62H257V63H255V64H261L262 65V67H263V69H262V72H261V84H262V88H264V0H248V2H247V4H246V8H245V11L244 12H242L241 13V15L242 14H247L248 15V19H249V21H248V23H247V25H246V20L244 21V17H242V18H240L239 17V15L240 14H236L235 12H233L235 9H237V7L236 8H234V10L233 9H231V7L233 6H231L230 8H229V10L231 9V10H233V11H231V16L229 15V14H226L224 11V14H222V15H220L219 14V8H218V6H217V4H216V0H211ZM5 5V4H4ZM18 5V4H17ZM68 5V4H67ZM78 5V4H77ZM83 5V4H82ZM105 5V4H104ZM154 5H156V4H154ZM229 5V4H228ZM231 5V4H230ZM0 6H2V5H0ZM73 6L75 7V4H73ZM108 6V5H107ZM123 6V5H122ZM141 6V5H140ZM143 6L141 7V8H143ZM146 6H150L151 7V5H146ZM22 9H21V8ZM67 7V6H66ZM70 7V6H69ZM77 7V6H76ZM78 7H80V6H78ZM78 7L76 8V9H78ZM153 7V6H152ZM151 7V8H152ZM234 7V6H233ZM68 8V7H67ZM100 8V7H99ZM119 8V4H118V6H117V9ZM150 8V10H152L153 11V8L151 9ZM69 10H70V8H68ZM68 9H67V11H68ZM71 9H72V7H71ZM126 9H127V7H126ZM135 9V8H134ZM137 9H140V8H137ZM146 9V8H145ZM15 10H16V8H15ZM79 10V9H78ZM90 10H93L92 8L90 9ZM102 10V9H101ZM121 10V9H120ZM123 10V9H122ZM108 11V10H107ZM125 11V10H124ZM152 11H150L151 13H152ZM18 12V11H17ZM24 12V13H23ZM68 12H71V11H68ZM91 12V11H90ZM109 12V11H108ZM222 12V13H223ZM13 13H14V11H13ZM74 13V12H73ZM72 13V14H73ZM79 13H81V12H79ZM87 14L89 13V12H86ZM93 13H94V10H93ZM115 13L116 12H114V15H115ZM133 13V15L135 14L134 12H132ZM132 13H130V14H132ZM142 13H143V11H142ZM145 13V12H144ZM147 13V12H146ZM15 14V13H14ZM75 14V13H74ZM78 14V13H77ZM76 14V15H77ZM86 14V15H87ZM92 14V13H91ZM90 14V15H91ZM97 14V13H96ZM95 14V15H96ZM100 13H98V15H99ZM102 14V13H101ZM117 14H119V13H117ZM117 14H116V16H117ZM124 14V13H123ZM127 14H129L128 12H127ZM139 15H140V12L138 13ZM150 13H147V15L146 16H148ZM79 16H83V15H80V14H78ZM77 15V16H78ZM108 15V14H107ZM106 15V16H107ZM110 15V14H109ZM138 15V16H139ZM152 15V14H151ZM154 15V14H153ZM73 16V15H72ZM88 16V15H87ZM103 16V15H102ZM113 16V15H112ZM119 16V15H118ZM131 16V15H130ZM150 16V15H149ZM148 16V17H149ZM155 16V15H154ZM154 16H152V17H154ZM185 15H183L182 16V18H184L185 20H186V18L184 17ZM187 16H189V15H186V17ZM86 17V16H85ZM89 17V16H88ZM95 17V16H94ZM97 17V16H96ZM104 17V16H103ZM115 17V16H114ZM114 17H112V18H114ZM125 17H127V16H125ZM136 17V16H135ZM142 17H145V15L143 16V14H142ZM142 17H136L138 20H139V23H142L144 20H145V18H142ZM146 18L147 20L149 19V18ZM151 17V16H150ZM193 17V16H192ZM82 18V17H81ZM99 18V17H98ZM135 18V19H136ZM188 18V20H186V22L188 21L189 23H186V22H184V21H182V20H178V21H172V23L173 24H175L174 25V27L176 26V27H178V28H184L185 29V27H191L192 29L194 28L195 29V27H196V25H194L193 27H192V23H195L194 21L193 22H191L190 23V20H192V19H189V17H187ZM86 19H87V17H86ZM89 19H91V17H89ZM93 19V18H92ZM107 19V18H106ZM122 19V18H121ZM156 18H154V19H149L148 21H149V24L151 25V24H154L153 22H154V20H155ZM108 20H109V17H108ZM112 20V19H111ZM115 20H116V18H115ZM118 20H120V19H118ZM117 20V21H118ZM132 20V19H131ZM137 20V21H138ZM92 21V20H91ZM110 21V20H109ZM114 21V20H113ZM146 21V20H145ZM156 21V20H155ZM99 22V21H98ZM119 23L121 22V21H118ZM118 22H116V23H118ZM170 22V21H169ZM92 23V22H91ZM91 23H90V25H91ZM112 24H113V22H111ZM123 25H124V20H123ZM122 23H120V24H122ZM137 23V22H136ZM145 23V22H144ZM155 23H157V22H155ZM199 23H197L198 25H200ZM45 25V27H47V29H44L43 27L44 26H42V25ZM81 24V25H82ZM146 24V23H145ZM148 24V23H147ZM146 24V25H147ZM158 24H159V22H158ZM168 24V23H167ZM173 24L171 25V26H167L168 28V30H170V32L173 34V32L175 31H173L172 30V26H173ZM196 24V23H195ZM223 24H225L226 25V27L223 25ZM97 25V24H96ZM105 25V31H106V23L104 24ZM116 25H118V24H116ZM123 25H120V27L121 26H123ZM169 25V24H168ZM223 25V26H222ZM113 26V25H112ZM133 26V25H132ZM140 26V25H139ZM158 26V25H157ZM162 26V25H161ZM89 27H92V26H89ZM102 27H103V25H102ZM102 27H99V28H102ZM108 27V26H107ZM110 27H111V25H110ZM118 27V26H117ZM149 27V26H148ZM154 27V26H153ZM113 28H114V26H113ZM123 28H124V26H123ZM156 29H157V27H155ZM159 28V27H158ZM162 28V31H163V29H165V28H163V27H161ZM190 28V29H191ZM240 28H243V29H245L246 31H248V32H250V34H251V38L253 39L252 41H249V42H245V41H243V39L241 40V39H239V38H237L236 37V33H235V30H240ZM94 29V28H93ZM119 29V28H118ZM160 29V28H159ZM174 29H176V28H174ZM191 29V30H192ZM194 29H193V31H194ZM103 30H104V28H103ZM103 30H102V32H103ZM134 30V29H133ZM149 30V29H148ZM161 30V29H160ZM167 30V31H168ZM176 30H178V29H176ZM188 30V29H187ZM190 30V31H191ZM92 31H94V30H92ZM99 31V30H98ZM104 31V32H105ZM155 31V30H154ZM157 31V30H156ZM156 31L154 32V33H156ZM166 31V30H165ZM166 31V32H167ZM197 31V30H196ZM97 32V31H96ZM96 32L94 33V34H96ZM107 32H109L108 30H107ZM121 33H123L122 31H120ZM125 32V31H124ZM135 32H137V31H135ZM164 32V31H163ZM169 32V33H170ZM180 32V31H179ZM184 32H185V30H184ZM195 32V31H194ZM230 32H232L233 33V36H230L229 35V33ZM106 33V32H105ZM120 33V34H121ZM127 33V32H126ZM142 33V32H141ZM176 33H178V32H176ZM176 33L175 34H173V35H175L176 36ZM180 33H183V31H182V29H181V32ZM187 33V32H186ZM188 33H190V32H188ZM187 33V34H188ZM98 34H101V33H98ZM97 34V35H98ZM107 34H109V33H107ZM118 34V32H116V35ZM140 34V33H139ZM171 34V35H172ZM179 34V33H178ZM185 34V33H184ZM191 34V33H190ZM192 34H194V33H192ZM110 35V34H109ZM108 35V36H109ZM123 35V34H122ZM157 35V34H156ZM159 35V34H158ZM168 35H170V34H168ZM173 35H172V37H173ZM98 36H100V35H98ZM111 36H113V34H111L110 35V37ZM118 36V35H117ZM117 36H116V38H117ZM174 36V37H175ZM101 37H102V35H101ZM105 37V36H104ZM104 37H102V38H104ZM99 38V37H98ZM112 38H114V37H112ZM125 38V37H124ZM180 38V37H179ZM178 38V39H179ZM110 39V38H109ZM108 39V40H109ZM118 39V38H117ZM214 39V38H213ZM110 40H114V39H110ZM123 40V39H122ZM173 40V39H172ZM171 40V41H172ZM52 41H54L53 43H52ZM120 42L119 43H121L122 41L121 40H119ZM92 42V43H91ZM130 42V41H129ZM128 42V43H129ZM110 43V42H109ZM116 43H117V41H116ZM124 43V42H123ZM122 43V44H123ZM126 44H127V42H125ZM124 43V44H125ZM172 42H171V44H169L168 46L171 48H169L170 50H172V49H174V45H172L173 44ZM114 44H115V42H114ZM125 44V45H126ZM102 45V46H101ZM117 45V44H116ZM88 46V45H87ZM111 46H113V44L111 45ZM165 46V45H164ZM242 46H245V49H247V50H249V52H252L254 55H252V54H249V52H242V50H241V47ZM120 47V46H119ZM86 48V47H85ZM89 48V47H88ZM94 48H95V46H94ZM116 48H117V46H116ZM115 48V49H116ZM126 48H128V47H126ZM125 48V49H126ZM112 49V51H115V49L114 48H112V47H110V50ZM114 49V50H113ZM122 49V48H121ZM168 49V48H167ZM166 49V50H167ZM168 49V50H169ZM78 50H81V52H79ZM95 50V49H94ZM118 50V49H117ZM91 51V50H90ZM119 51H120V49H119ZM118 51V53L120 54V52ZM172 51H174V52H178V51H176V50H172ZM122 52V51H121ZM102 53H104V52H102ZM247 53V54H246ZM98 53H96V55H97ZM100 54V53H99ZM118 54V55H119ZM92 56H94V55H92ZM101 56V55H100ZM174 56V55H173ZM176 56V55H175ZM246 57V59H248V61L247 62H245L244 61V58ZM103 58V60L105 59L104 57H102ZM127 58V57H126ZM125 58V59H126ZM174 58V57H173ZM175 58H177V57H175ZM98 61H97V60ZM111 59V60H110ZM130 59V58H129ZM128 59V60H129ZM128 60H126V62H124V63H127L128 62ZM131 60V59H130ZM26 61V60H25ZM109 61H107V62H109ZM104 62V61H103ZM119 62V63H118ZM130 62V61H129ZM25 63V62H24ZM118 63V64H117ZM122 63H123V60H122ZM129 64H131V63H129ZM135 64V63H134ZM238 65L237 67L235 66V65ZM124 65V64H123ZM122 65V66H123ZM131 65H133V64H131ZM260 66V65H259ZM19 67H20V65H19ZM114 68V70L113 71H115V72H117V76L115 75V78H114V75H113V77L111 76L113 73L111 72L112 71V69L111 68ZM124 67H126L125 65H124ZM123 67V68H124ZM133 67V66H132ZM249 67V66H248ZM24 68V67H23ZM118 68V69H117ZM122 68V67H121ZM120 68V69H121ZM26 69V68H25ZM126 69V68H125ZM261 69V68H260ZM124 69H122V72H120V73H123L124 71H123ZM128 70H131L130 68H128ZM128 70H125V71H128ZM144 70V69H143ZM243 70H245V69H243ZM132 71V70H131ZM21 72V71H20ZM111 72V73H110ZM115 72H114V74H115ZM128 72H130V71H128ZM176 72V71H175ZM79 73V74H78ZM132 73V72H131ZM144 73V72H143ZM126 74V73H125ZM128 74V73H127ZM177 74V73H176ZM176 74L174 75L175 77H176ZM252 74V73H251ZM20 75H22V74H20ZM25 75V74H24ZM65 76V78L67 79V77ZM120 76H122V80H120L119 81V78H120ZM173 75H171V77H172ZM25 77V76H24ZM33 77V78H34ZM80 77V78H81ZM129 77H130V79H129ZM150 77V76H149ZM149 77H147V78H149ZM55 78H57V77H55ZM54 78V79H55ZM60 78H62V77H60ZM71 78V77H70ZM173 78V77H172ZM259 78V77H258ZM19 79H23V78H19ZM23 79V80H24ZM35 79H32V80H35ZM59 79V78H58ZM83 79V78H82ZM81 79V80H82ZM146 79V78H145ZM149 79H151V78H149ZM153 79V78H152ZM20 80V81H21ZM23 81L24 83L25 82H27V81ZM32 80H31V82H32ZM63 81H64V79H62ZM68 80L70 81V80H72V82H73V79L71 78V79H69L68 78ZM78 80H80V79H78ZM84 80V79H83ZM85 80H86V78H85ZM88 81H89V79H87ZM19 81V82H20ZM36 81H33L32 83H31V89L33 90V91H29L30 92V94H28L29 96H25L26 98H29V100L27 101L28 103L30 102V104H32L33 106L34 105H41V108H46L45 110H46V113L47 114H49V113H51V114H53V115H56L57 117H58V115L57 114H60L61 113V115H59V117L60 116H65V118L66 117H70L71 118V120L73 119V122L75 123V117L77 116V114H79L80 113V109H78V108H75V107H72V106H70V103L69 102H71V101H69V102H67L66 103V100L65 99H68V98H62L60 101L58 100V101H56V100H54L53 98H57V97H61L62 95L58 92V90H57V92L56 91H54V89H55V86H52L51 87V94L50 95H47V94H45V92H43V88H42V86H41V93H42V95H44L45 96V99H43L44 98V96L42 97V98H39L40 96H35L37 93H38V91H36L35 90V87L37 86V85H35L36 83H34V82H36ZM142 81V82H141ZM153 81V80H152ZM169 81H171L170 79H169ZM248 81V80H247ZM250 81V80H249ZM53 82H57L58 83V80L57 81H53ZM90 82H92V81H90ZM158 81L157 80H155L153 83H157ZM63 84H64V82H62ZM81 83H83V82H81ZM81 83H79V84H81ZM152 83V84H153ZM168 83V82H167ZM20 84H21V82H20ZM23 84V83H22ZM40 84V83H39ZM44 84H41V85H44ZM59 84V83H58ZM87 84H89V83H87ZM86 84V85H87ZM158 84V83H157ZM24 85V84H23ZM23 85H21L22 87H23ZM27 85V84H26ZM25 85V86H26ZM85 85V84H84ZM90 85H92L91 83H90ZM150 85V86H149ZM156 85V84H155ZM232 85H234L235 86V83L234 84H232ZM28 86V85H27ZM39 86V85H38ZM58 86V85H57ZM63 86V85H62ZM89 86V85H88ZM93 86V85H92ZM113 86H115V85H113ZM14 87V86H13ZM20 87V86H19ZM44 87V86H43ZM60 87V86H59ZM80 87V86H79ZM84 87V86H83ZM83 87H81V88H83ZM87 87V86H86ZM112 87V86H111ZM110 87V88H111ZM127 87V86H126ZM128 87H130L129 85H128ZM27 88V87H26ZM57 88V87H56ZM71 88V87H70ZM91 88V87H90ZM121 89V90H124V89ZM22 89V88H21ZM66 89V88H65ZM101 89H103L102 90V92L103 93H106V94H108L110 97L108 98V100H107V98L106 97H104V99L106 98V102H105V104L103 103L105 100H102V98H101V93H99V90L101 91ZM113 89L115 90L116 88H114L113 87ZM131 89H133V88H131ZM164 89V87L162 88V90ZM256 90H257V88H255ZM28 90V89H27ZM35 90V91H34ZM47 90V89H46ZM72 90V89H71ZM70 90V91H71ZM74 90V89H73ZM110 90V91H109ZM137 90V89H136ZM15 91V90H14ZM19 91H20V89H19ZM40 91H39V93H40ZM48 91V90H47ZM62 91V89L60 90V92ZM67 91H69V90H67ZM67 91H65V92H67ZM69 91V92H70ZM85 91V90H84ZM84 91H83V93H84ZM93 91V90H92ZM115 91H119V90H115ZM114 91V92H115ZM131 91V90H130ZM133 91V90H132ZM163 91H165V89L163 90ZM228 91H230V90H228ZM35 92V93H34ZM49 92V91H48ZM47 92V93H48ZM72 92V91H71ZM75 92V91H74ZM88 91L86 90V93H87ZM89 92H91V91H89ZM134 92V91H133ZM133 92H131L132 93V95L134 94ZM138 92V93H137ZM166 92H167V90H166ZM24 93H27V92H24ZM169 93H170V91H169ZM260 93V92H259ZM19 94H22V93H19ZM49 94V93H48ZM89 94V93H88ZM115 94V93H114ZM113 94V96H115ZM116 94H117V92H116ZM130 94V93H129ZM144 94V93H143ZM144 94V95H145ZM257 93H253L252 95H256ZM24 95V94H23ZM22 95V96H23ZM26 95V94H25ZM37 95H41V94H37ZM119 95V94H118ZM219 95V94H218ZM20 96V95H19ZM18 96V97H19ZM21 96V97H22ZM95 96V95H94ZM94 96H92L93 98H94ZM225 96V95H224ZM12 97V96H11ZM16 97V96H15ZM24 97V98H25ZM85 97V99H86V96H84ZM89 96H87V98H88ZM119 97V96H118ZM117 97V98H118ZM246 97V96H245ZM20 98V97H19ZM116 98V97H115ZM232 98H235V97H232ZM261 98V97H260ZM13 99V98H12ZM20 99H22V98H20ZM19 99V100H20ZM119 100H121V98H118ZM117 99V100H118ZM257 99V98H256ZM16 100V99H15ZM70 100H73L72 98L70 99ZM88 100H89V98H88ZM101 100H102V103H101ZM109 100V101H110ZM113 100H115L114 98H113ZM113 100H111V102H114ZM116 100V101H117ZM118 100V101H119ZM132 100H134V101H132ZM232 100V101H233ZM255 100V99H254ZM22 101V100H21ZM21 101H19V102H21ZM92 101L93 100H91L90 102L92 103ZM115 101V102H116ZM117 101V102H118ZM128 101V102H129ZM226 101V100H225ZM230 101V100H229ZM231 101V102H232ZM61 102H65V107H64V105H61L60 103ZM87 102V101H86ZM89 101H88V105H89V103H90ZM120 102V104H121V101H119ZM128 102H126L127 104H128ZM90 103V105H92ZM130 102H129V104H131ZM132 103V104H133ZM113 104V103H112ZM111 104V106H115V107H117V105H112ZM116 104V103H115ZM135 104V103H134ZM134 104L132 105V106H134ZM215 104H216V102H215ZM231 104V105H232ZM245 104V103H244ZM15 105V104H14ZM24 105V104H23ZM29 105V104H28ZM84 105H86V104H84ZM88 105H87V107H88ZM118 105H119V103H118ZM5 106V105H4ZM30 106V105H29ZM36 106V107H37ZM110 106V107H111ZM130 106V105H129ZM215 106V105H214ZM245 106V105H244ZM84 107V106H83ZM91 107L92 106H90V108L88 107V109L85 111V112H88V111H90V112H88L89 113V117L91 116L92 118H94V117H101V115H99L98 113V110L95 108V106L92 108V110H91ZM109 107V108H110ZM216 107V106H215ZM231 107V108H230ZM23 108H25V105H24V107ZM22 108V106H21V110L23 109ZM28 108V107H27ZM85 108V107H84ZM106 108H108V107H106ZM112 108H114V107H112ZM111 108V109H112ZM129 108V107H128ZM132 108H130V110L132 109ZM240 108V109H239ZM32 109V108H31ZM42 109V110H43ZM115 109V108H114ZM114 109H112L113 111H114ZM244 109V108H243ZM21 110H19L20 112H22ZM24 110V109H23ZM82 110V109H81ZM103 110H105V108L103 109ZM110 110V109H109ZM112 110H111V112H112ZM120 110V109H119ZM119 110H117L118 112H119ZM234 107H233V112H234ZM245 110V109H244ZM25 111V110H24ZM29 110H27V112H28ZM33 111V110H32ZM40 111V110H39ZM44 111V110H43ZM116 111V110H115ZM114 111V113L115 114H119V113H116ZM125 111H126V109H125ZM124 111V112H125ZM232 111V110H231ZM30 112V111H29ZM29 112H28V114H29ZM36 112H38V110L36 109ZM129 112V111H128ZM128 112H126V113H128ZM237 112V113H238ZM24 113V112H23ZM35 113V112H34ZM40 113V112H39ZM45 113V114H46ZM82 113V115H83V111L81 112ZM105 113H106V110H105ZM107 113H109V112H107ZM232 113V112H231ZM230 113V114H231ZM235 113V112H234ZM236 113V114H237ZM28 114H24V116H27ZM36 114V116H38L37 115V113H35ZM45 114H44V117H45V119H48L47 118V115L45 116ZM50 114V115H51ZM85 114V113H84ZM111 114V113H110ZM236 114H232V115H236ZM23 115V114H22ZM22 115H20V117L22 116ZM31 115V114H30ZM29 115V116H30ZM42 115H43V112H42ZM85 115H87V114H85ZM84 115V116H85ZM99 115V116H98ZM122 115V114H121ZM241 115V116H242ZM33 116V115H32ZM31 116V117H32ZM40 116V115H39ZM81 116V115H80ZM88 116V115H87ZM87 116L84 118L85 119V122L87 121V122H89L90 121V119H92V118H90V119H88L87 118ZM113 116H114V114H113ZM123 116V115H122ZM122 116H120V118H122ZM125 116V115H124ZM127 116V115H126ZM230 117H231V115H229ZM243 116H245V115H243ZM242 116V117H243ZM42 117V116H41ZM41 117H39L38 119H40ZM48 117H50V116H48ZM52 118H53V116H51ZM50 117V119H51V121L53 122V120H52V118ZM55 117V116H54ZM78 117V116H77ZM99 117V118H100ZM105 117V116H104ZM116 117H119L118 115L116 116ZM236 117V116H235ZM234 117V118H235ZM22 118V117H21ZM70 118H68L69 119V121H70ZM99 118H98V120H99ZM114 117H112V118H110V119H113ZM125 118V117H124ZM123 118V120H125ZM233 118V117H232ZM24 118H22V120H23ZM25 119H27V117H25ZM31 119V118H30ZM34 119V118H33ZM37 119V120H38ZM95 119V118H94ZM93 119V120H94ZM107 119H108V117H107ZM115 119V118H114ZM116 119H118V118H116ZM130 119V118H129ZM21 120V119H20ZM21 120V121H22ZM41 120V119H40ZM40 120H38V122L40 121ZM56 119L54 118V122H56V121H58V120H56ZM67 120V119H66ZM89 120V121H88ZM103 120V119H102ZM131 120V119H130ZM234 120V119H233ZM30 121V120H29ZM32 121V120H31ZM35 121H36V119H35ZM35 121H33V122H35ZM43 121V120H42ZM41 121V122H42ZM60 121H62V119H60ZM105 121H106V119H105ZM103 122L104 124L106 123V122ZM109 121V120H108ZM108 121H107V125L108 124H110V123H108ZM113 121V120H112ZM115 121V120H114ZM117 121V120H116ZM116 121H115V124H118V123H116ZM120 121V120H119ZM126 122H127V119L125 120ZM239 121V120H238ZM238 121H236L235 122V125H236V123L238 122ZM27 122V121H26ZM46 122V121H45ZM59 122V121H58ZM79 122V121H78ZM90 122H92V120L90 121ZM87 123V126L85 127L86 128V134H84L83 132H81L82 133V136H84V137H86L87 136V138H88V140H89V137L90 138H92V136H94V137H96L95 136V133H98V134H100V132H98L97 131V127H95V128H93L92 126L93 125H91V124H94L95 122H93V123ZM110 122H111V120H110ZM205 122V123H204ZM231 122H233V121H231ZM231 122H230V124H231ZM21 123V122H20ZM30 123V122H29ZM32 123V122H31ZM42 123H44V122H42ZM60 123V122H59ZM62 123V122H61ZM80 123V126H81V122H79ZM97 123H98V121H97ZM100 123V122H99ZM99 123H98V125L97 126H100L99 125ZM102 123V122H101ZM121 123H119V124H121ZM204 123V124H203ZM22 124H24L23 126H25V124L26 123H23L22 122ZM53 124H56V123H53ZM84 124V123H83ZM103 124V125H104ZM114 123L113 124H111V127L113 126V127H117V129L119 128L118 126L119 125H115ZM200 124H203V126L201 127L200 126ZM59 125H61V124H59ZM58 125V128L60 127ZM64 125V124H63ZM76 125V127H78L77 126V123L75 124ZM95 125H96V123H95ZM234 125V123L232 124V126ZM28 126H30V124L28 125ZM34 126V125H33ZM33 126H31V127H33ZM55 126V125H54ZM72 126L74 127V129H75V126L74 125H71L70 124V127L72 128ZM79 126V127H80ZM120 126H123L122 124L120 125ZM229 126H231V125H229ZM82 128H83V126H81ZM103 127V126H102ZM110 126H109V128H111ZM123 127V128H124ZM234 127V126H233ZM236 127V126H235ZM35 128H36V126H35ZM34 128V129H35ZM71 128L69 129L68 128V130H71ZM91 128H92V130H91ZM33 129V128H32ZM56 129V128H55ZM117 133L120 131V129H122L121 127L119 128V130L117 131L116 130V128H113ZM220 129V130H219ZM226 129H228V128H226ZM43 130V129H42ZM73 130V129H72ZM80 130V129H79ZM84 130V129H83ZM108 130V129H107ZM106 130V131H107ZM109 130H112V129H109ZM175 130H176V132H175ZM219 130V131H218ZM251 130H255V128L254 129H251ZM25 131V130H24ZM38 130H36V133H38L37 132ZM57 131V130H56ZM64 131V130H63ZM92 131H94L95 133H93ZM113 131V130H112ZM112 131H109V132H112ZM115 131H113L114 133H116ZM26 132V131H25ZM25 132H24V135H25ZM93 134H92V133ZM108 132V131H107ZM112 132V133H113ZM121 132H122V134H121ZM121 132L118 134V136L117 137H120V134L121 135H123V137L125 138V140H126V137L124 136V134L126 133V131H125V133H124V131H123V129L121 130ZM203 132V131H202ZM235 132V131H234ZM234 132H231V133H234ZM6 133V132H5ZM59 133H60V131H59ZM74 133V132H73ZM73 133H72V135H73ZM110 134V135H115V134ZM7 134H8V132H7ZM20 134V133H19ZM66 134V133H65ZM77 134V133H76ZM84 134V135H83ZM102 134V133H101ZM131 134H132V132H131ZM204 134H205V132H204ZM226 134H227V132H226ZM235 134H236V132H235ZM13 135V134H12ZM27 135V134H26ZM25 135V136H26ZM37 135H39V134H37ZM45 135H46V133H45ZM69 135L70 134H68V138H69ZM105 135V134H104ZM117 135V134H116ZM126 136H127V134H125ZM133 135V134H132ZM198 135H200V134H198ZM211 135V134H210ZM22 136V135H21ZM58 136V135H57ZM65 136V135H64ZM63 136V137H64ZM78 136H79V133H78ZM80 136H81V134H80ZM128 136H131L130 134L128 135ZM148 136V137H147ZM233 136V135H232ZM41 137V136H40ZM45 137V136H44ZM54 137H55V135H54ZM93 137V138H94ZM107 137H109V136H107ZM111 137V136H110ZM109 137V140L111 141V142H114V140L113 139H115V138H113V136H112V140H111V138ZM116 137V138H117ZM122 137V138H123ZM180 137L182 138V140H179L180 139ZM212 137V136H211ZM25 138H28V137H25ZM93 138H92V140H93ZM100 138V137H99ZM123 138V139H124ZM129 138V137H128ZM200 138H201V136H200ZM203 138V137H202ZM209 138V137H208ZM214 137H212V139H213ZM19 139H20V137H19ZM46 139V138H45ZM69 139H71V138H69ZM69 139H67V140H69ZM85 139V138H84ZM84 139L82 138L81 140H83L84 141ZM117 139H119V138H117ZM171 139V140H170ZM193 139V138H192ZM194 139H196V138H194ZM215 139V138H214ZM41 140V139H40ZM55 140H56V138H55ZM54 140V141H55ZM65 140V139H64ZM86 140L87 139H85V142H86ZM94 140H96V138H94ZM120 140V139H119ZM118 140V141H119ZM170 140V141H169ZM173 140V141H172ZM177 140H179V142L180 143H178V144H181V149H180V146L178 145V144H174V141L175 142H177ZM203 140V139H202ZM206 140H207V138H206ZM211 140V139H210ZM209 139H208V142L210 141ZM226 140V139H225ZM36 141V140H32V141H30L31 142V144L32 143H34V142ZM38 141V140H37ZM43 141V140H42ZM59 141V140H58ZM57 141V142H58ZM77 141H79V140H77ZM90 141V140H89ZM88 141V142H89ZM97 141V140H96ZM123 141V140H122ZM126 141H129L128 139L126 140ZM131 141H133V140H131ZM193 141H195V140H193ZM192 141V142H193ZM215 140H213L212 142L213 143H215L214 142ZM44 142V141H43ZM56 142V143H57ZM68 142H70V144L72 145L73 143H75L76 142V140H74V139H72V140H70V141H68ZM97 142H99V140L97 141ZM97 142L95 143V144H97ZM117 142V141H116ZM212 142H210V143H212ZM28 143V142H27ZM39 143V142H38ZM77 143V142H76ZM75 143V144H76ZM80 143H81V141H80ZM104 143V142H103ZM102 143V144H103ZM115 143V142H114ZM125 143V142H124ZM134 144V145H136L137 146V144ZM190 143V142H189ZM216 143V144H217ZM54 144V143H53ZM57 144H59V143H57ZM67 144H69V143H67ZM88 144V143H87ZM101 144V145H102ZM120 144H122V143H120ZM192 144V143H191ZM190 144V145H191ZM79 145V144H78ZM78 145H76V146H78ZM99 145H100V143H99ZM114 145V144H113ZM123 145V144H122ZM120 146V147H123V146ZM178 145V146H177ZM10 146V145H9ZM40 146H41V144H40ZM43 146V145H42ZM45 146V145H44ZM49 146H51V144L49 145ZM69 146V145H68ZM83 146H84V143H83ZM92 148H93V146H92V144L90 145ZM96 146V145H95ZM98 146V145H97ZM112 146V145H111ZM127 146V145H126ZM176 146L177 147H179V149H177L176 148ZM189 146V145H188ZM194 146V145H193ZM215 146V145H214ZM71 147V146H70ZM73 147V146H72ZM86 147V146H85ZM102 147V146H101ZM38 148V147H37ZM58 148H59V145H58ZM98 148V147H97ZM118 148V147H117ZM129 148V147H128ZM189 148H190V146H189ZM195 148V146L193 147V149ZM198 148H200V147H198ZM40 149V148H39ZM45 149V148H44ZM60 149V148H59ZM58 149V150H59ZM88 149V148H87ZM86 149V150H87ZM104 149V148H103ZM112 149V148H111ZM126 149H127V147H126ZM197 149V148H196ZM223 149V148H222ZM221 149V150H222ZM224 149H226V148H224ZM223 149V150H224ZM52 150H54V149H52ZM77 150V149H76ZM89 151H91L90 149H88ZM102 150V149H101ZM113 150V149H112ZM115 150V149H114ZM113 150V151H114ZM118 150V149H117ZM179 150V151H178ZM188 150V149H187ZM222 150V152H224ZM228 149H226V152H229V150L227 151ZM259 150V149H258ZM68 151H69V149H68ZM67 151V152H68ZM80 151V150H79ZM88 151V152H89ZM103 151V150H102ZM112 151V152H113ZM119 151H120V148H119ZM128 151V150H127ZM133 151V150H132ZM132 151H131V153H132ZM185 151V150H184ZM255 151V149L253 150V152ZM260 151V150H259ZM59 152V151H58ZM58 152H56V153H58ZM64 152V151H63ZM92 152H93V150H92ZM124 152H125V149H124ZM124 152H122L123 154H124ZM129 152V151H128ZM252 152V154H254ZM21 153V152H20ZM38 153H40V151L38 152ZM69 153V152H68ZM122 153H120V154H122ZM130 153V152H129ZM260 153V152H259ZM48 154V153H47ZM54 154V153H53ZM62 154V153H61ZM78 154H80V153H78ZM176 154H179V155H176ZM218 154V153H217ZM217 154L215 155V156H217ZM40 155H42V154H39V156ZM83 155V154H82ZM81 155V156H82ZM118 155V154H117ZM115 156V158H114V161H116V159H120V158H116V157H118V156ZM131 155H133V154H131ZM55 156V155H54ZM122 156V155H121ZM252 156H254V155H252ZM29 157V156H28ZM119 157H120V155H119ZM122 157H124V156H122ZM121 157V158H122ZM128 157V156H127ZM257 157V156H256ZM259 157V156H258ZM32 158V157H31ZM42 158H44V157H42ZM53 158V157H52ZM77 158V157H76ZM83 158V157H82ZM81 158V159H82ZM86 158V157H85ZM84 158V159H85ZM91 158V157H90ZM129 158V157H128ZM185 158V157H184ZM214 158H216V157H214ZM50 159V158H49ZM97 159V158H96ZM131 159V158H130ZM217 159V158H216ZM251 159H252V157H251ZM258 160H259V158H257ZM256 159V160H257ZM51 160V159H50ZM83 160V159H82ZM89 160V159H88ZM123 160V159H122ZM181 160V161H180ZM39 161L40 160H38V163H39ZM42 161H43V159H42ZM91 161H92V159H91ZM120 161V160H119ZM118 161V163H120ZM210 161V160H209ZM228 161H230L229 159H228ZM235 161V160H234ZM252 161V160H251ZM254 161H255V159H254ZM20 162V161H19ZM44 162H46L45 161V159H44ZM51 162V161H50ZM123 162V161H122ZM130 162H131V160H130ZM132 162H133V160H132ZM253 162V161H252ZM30 163V162H29ZM92 163V162H91ZM90 163V164H91ZM114 163V162H113ZM117 163V164H118ZM229 163V162H228ZM41 164V163H40ZM80 164V163H79ZM87 164V163H86ZM92 164H94V162L92 163ZM116 164V163H115ZM124 164V163H123ZM136 164V163H135ZM139 164V163H138ZM141 164H139V165H141ZM205 164V165H204ZM232 164V163H231ZM230 164V165H231ZM258 164H260V162H258ZM23 165V164H22ZM35 165V164H34ZM37 165V164H36ZM36 165H35V167L34 168H37L36 167ZM223 165H225V164H223ZM21 166V165H20ZM94 166V165H93ZM113 166H115V165H113ZM232 166V165H231ZM256 166V165H255ZM40 167V166H39ZM38 167V168H39ZM55 167H56V165H55ZM121 167H122V165H121ZM121 167H119V168H121ZM220 167V166H219ZM238 167V166H237ZM236 167V168H237ZM251 167V166H250ZM257 168L259 167L258 165L256 166ZM28 168H29V166H28ZM119 168H117L118 170H120ZM127 168V167H126ZM147 168V167H146ZM235 168V167H234ZM55 169V168H54ZM68 169V168H67ZM123 169H125V166L123 167ZM123 169H121V171H125V173H127L126 171L128 170V172L130 173L131 172V170L129 171V169H126V170H123ZM136 169V168H135ZM151 169H148V171L150 170L151 171ZM256 169V168H255ZM93 170V169H92ZM133 170H134V168H133ZM144 170H146L147 171V169H145V167H144ZM143 169H142V171H144ZM206 170V169H205ZM230 170V169H229ZM237 170V169H236ZM239 171V174H240V169H238ZM256 170H258V169H256ZM260 170V169H259ZM27 171V170H26ZM40 171V170H39ZM72 171V170H71ZM70 171V172H71ZM89 171V170H88ZM94 171H96V170H94ZM117 171V170H116ZM137 171V170H136ZM135 171V172H136ZM234 171V170H233ZM82 172V171H81ZM123 172H121V173H123ZM173 172H180V173H178V175L176 174V173H173ZM223 172V171H222ZM256 172V171H255ZM36 173V172H35ZM57 173V172H56ZM55 173V174H56ZM128 173V174H129ZM132 173V172H131ZM144 173V172H143ZM226 173V172H225ZM44 174V173H43ZM58 174V173H57ZM88 174H89V172H88ZM97 174V173H96ZM124 174V173H123ZM127 174V175H128ZM133 174H135V176H136V174H138V173H133ZM133 174H129L128 176H132ZM148 174H144V175H148ZM239 174H237V175H239ZM122 175V174H121ZM139 175V174H138ZM137 175V176H138ZM243 175V174H242ZM30 176V175H29ZM89 177H91L90 175H88ZM88 176H87V180L89 179L88 178ZM123 176V175H122ZM121 176V177H122ZM244 176H245V174H244ZM244 176H243V180H244ZM55 177V176H54ZM95 177V176H94ZM102 177V176H101ZM120 177V178H121ZM124 177V176H123ZM122 177V178H123ZM125 177H126V179L128 178L126 175H125ZM133 177V176H132ZM131 177V178H132ZM145 177H147V176H145ZM144 177V178H145ZM150 177H152V176H150ZM237 177V176H236ZM239 178L241 177V176H238ZM237 177V178H238ZM250 177H251V174H250ZM58 178V177H57ZM100 178V177H99ZM147 178H149V177H147ZM146 178V181H148V179ZM153 178V177H152ZM165 178H166V180H165ZM238 178V179H239ZM245 178H246V176H245ZM56 179V178H55ZM85 179V178H84ZM98 179V178H97ZM125 179V178H124ZM156 179V180H157ZM241 179V178H240ZM249 179V178H248ZM251 179H253V178H251ZM86 180V181H87ZM92 180H93V176H92ZM96 180V179H95ZM99 180V179H98ZM112 180V179H111ZM121 180H123V179H121ZM121 180L119 181V182H121ZM130 180V179H129ZM150 180H152L153 181V179H150ZM149 180V182H152V181H150ZM202 180H204V179H202ZM208 180H210V179H208ZM243 180L241 181L242 183H243ZM27 181V180H26ZM57 181V180H56ZM97 181V180H96ZM95 181V182H96ZM107 181H109V180H107ZM113 181V180H112ZM146 181L144 180H142V182H144V183H146ZM246 181H247V179H246ZM253 181V180H252ZM39 182V181H38ZM41 182V181H40ZM93 182H94V180H93ZM125 182V181H124ZM131 182V181H130ZM148 182V183H149ZM158 182H160L159 181V179H158ZM160 183V184H163V183ZM240 182V183H241ZM249 182H250V180H249ZM28 183V182H27ZM49 183V182H48ZM52 183V182H51ZM56 183V182H55ZM66 183H67V181H66ZM87 183H88V181H87ZM110 183H111V181H110ZM154 182H152V183H150V184H153ZM239 183V184H240ZM20 184V183H19ZM23 184V183H22ZM92 184V183H91ZM125 184H127V183H125ZM160 185L159 183H157V182H155L154 183V185ZM175 184H173V185H175ZM234 184L232 183V184H227V186H225V188L226 187H230L231 188V192H233V193H235L236 191V193H238L239 191V189H240V187L239 186H234ZM238 184V185H239ZM245 184H246V182H245ZM245 184H243V185H245ZM32 185V184H31ZM95 185H96V183H95ZM112 185V184H111ZM123 184H121V186H122ZM128 185L130 186V188H131V185H132V187H133V184H130V183H128ZM145 185H147V186H149V184H145ZM185 185H188V188L186 189V187H185V189L183 188ZM242 185V186H243ZM246 185H248V183L246 184ZM245 185V186H246ZM251 186H252V183L250 184ZM102 186V185H101ZM110 186V185H109ZM124 187H126L125 185H123ZM137 186V185H136ZM241 186V185H240ZM249 186V185H248ZM106 187H107V185H106ZM111 187V186H110ZM118 187V186H117ZM151 187V186H150ZM175 187V186H174ZM207 187V186H206ZM244 187V186H243ZM247 187V186H246ZM22 188V187H21ZM33 188V187H32ZM119 188V187H118ZM127 188V187H126ZM142 188H146V187H141V188H133V192L132 191H128V193L130 192V195H128V194H126V192H125V194H123V191H122V193H118L119 191H121L120 189H118L119 191L117 192V193H105V192H107V190H106V188H104L106 191H104V193L103 194H101V197H105V199H106V197H108V198H110V200H112V199H114V200H117L116 202L114 201V203L116 204L118 201L120 202L122 199V201H124V203L122 202V204L123 205H125L126 204V200H124V196H126V197H128V198H134V196H135V193H136V191H137V193H138V195H139V197L140 196H143V190H142ZM148 189H149V187H147ZM146 188V189H147ZM182 188V189H181ZM229 188V189H230ZM250 188V187H249ZM34 189V188H33ZM55 189V188H54ZM53 189V190H54ZM57 189V188H56ZM55 189V190H56ZM67 189V188H66ZM71 189V188H70ZM99 189H101V187L99 188ZM103 188L101 189L102 190V192H103V190H104ZM113 188H111V190H112ZM128 189H129V187H128ZM151 189V188H150ZM149 189V190H150ZM161 188H159V190H160ZM163 189V188H162ZM169 190H170V188H168ZM174 189V190H173ZM207 189H208V187H207ZM223 189V188H222ZM228 189V188H227ZM245 189V188H244ZM59 190H61V189H59ZM64 190V189H63ZM95 190H97V189H95ZM117 190V189H116ZM116 190H114V191H116ZM124 190V189H123ZM131 190H132V188H131ZM156 190H158L157 188H156ZM224 190V189H223ZM226 190V189H225ZM243 190V189H242ZM246 190V189H245ZM23 191V190H22ZM110 191V190H109ZM151 191H155V189L153 190H151ZM206 191H208V190H204V192H206ZM249 191V190H248ZM262 191V190H261ZM98 192V191H97ZM111 192V191H110ZM113 192V191H112ZM145 193H146V190L144 191ZM157 191H155V193H156ZM255 192H256V190H255ZM263 192V191H262ZM35 193V192H34ZM49 193V192H48ZM101 193V192H100ZM148 193V192H147ZM146 193V194H147ZM154 193V192H153ZM242 193H245V192H242L241 191V194ZM99 194V193H98ZM97 194V195H98ZM106 194V195H105ZM157 194V193H156ZM155 194V195H156ZM167 194H168V196H167ZM171 194H173V195H171ZM175 194V195H174ZM202 194H203V192H202ZM211 194V195H210ZM228 194H229V191H228ZM94 196H96L95 194H93ZM150 195H153L152 194V192H151V194ZM149 195V196H150ZM160 195V196H159ZM166 195V196H165ZM256 195H258V194H256ZM28 196V195H27ZM100 196V195H99ZM98 196V197H99ZM147 196H148V194H147ZM226 196V195H225ZM228 196V195H227ZM226 196V197H227ZM230 196V195H229ZM232 196V195H231ZM88 197H90V198H88ZM87 197V199L89 200L88 201V205L89 204H93V206L95 205V206H97V201H100L99 199H97V201H96V199L93 197V196H88ZM156 197V196H155ZM82 198V197H81ZM80 198V199H81ZM100 198V197H99ZM151 198V197H150ZM154 198V197H153ZM251 198V197H250ZM68 199V198H67ZM79 199V200H80ZM86 199V200H87ZM131 199H129V200H131ZM148 199H149V197H148ZM147 199V200H148ZM152 199V198H151ZM255 201H256V203L255 204H257V203H259L258 201H257V199L256 198H253ZM252 199V200H253ZM133 200H136V199H132V201ZM154 200V199H153ZM245 200V199H244ZM259 200V199H258ZM107 201V200H106ZM224 201V200H223ZM254 201V202H255ZM87 202V201H86ZM86 202H85V204H86ZM112 202H113V200H112ZM131 201H129V203H130ZM135 203H136V201H134ZM217 202V203H216ZM228 202V201H227ZM110 203V202H109ZM147 203H149V204H151L152 202H148L147 201ZM155 203V202H154ZM153 203V204H154ZM216 203V204H215ZM242 203V202H241ZM241 203H240V205H241ZM264 203V202H263ZM41 204V203H40ZM103 205L105 204V203H102ZM134 204V203H133ZM136 204H138V203H136ZM152 204V205H153ZM206 204H208V205H206ZM215 204V205H214ZM77 205V204H76ZM102 205V206H103ZM108 205L109 204H107L106 206L108 207ZM118 205H120V203H118ZM127 205V204H126ZM151 205V206H152ZM173 205V206H172ZM198 205H196V206H198ZM214 205V206H213ZM224 204H222V203H219V205H218V207H221V206H223ZM249 205H251L250 203H249ZM258 205H261L260 203L259 204H257V205H255V206H257V207H259ZM262 205H264V204H262ZM261 205V206H262ZM73 206V205H72ZM87 206V205H86ZM90 206V205H89ZM89 206L87 207L88 209H89ZM92 206V205H91ZM182 206V207H183ZM243 206V205H242ZM252 206V205H251ZM254 206V205H253ZM252 206V207H253ZM255 206H254V208H255ZM98 207V206H97ZM100 207V206H99ZM126 207V206H125ZM128 207H129V205H128ZM133 207V206H132ZM157 207V206H156ZM181 207V206H180ZM190 207V206H189ZM192 207H194V206H192ZM256 207V210L258 209ZM44 208V207H43ZM47 208V207H46ZM52 208V207H51ZM86 208V207H85ZM84 208V209H85ZM91 208V207H90ZM95 208V207H94ZM102 208V207H101ZM130 208V207H129ZM128 208V209H129ZM245 208V207H244ZM263 208H264V206H263ZM262 207H261V209H263ZM32 210H33V208H31ZM53 209V208H52ZM77 209V208H76ZM75 208H74V210H76ZM93 209V208H92ZM98 209V208H97ZM102 209H104V208H102ZM102 209H101V211H102ZM110 209V208H109ZM131 209V208H130ZM151 209V208H150ZM153 209H155V208H153ZM249 209H253V208H248V210ZM260 209V208H259ZM35 210V209H34ZM37 210V209H36ZM86 210V209H85ZM94 210H96V208L94 209ZM112 210V209H111ZM111 210H109V211H111ZM135 210V209H134ZM140 210V209H139ZM240 210V209H239ZM248 210H246V211H248ZM54 211V210H53ZM80 211V210H79ZM78 211V215H80V212ZM87 211V210H86ZM97 211V210H96ZM99 211V210H98ZM98 211H97V213H98ZM108 211V213L107 214H110V212ZM124 211H125V209H124ZM147 212H149L148 210H146ZM146 211H145V213H146ZM153 211V210H152ZM152 211H150V212H152ZM243 211H245V210H243ZM253 211V210H252ZM262 211H264V210H262ZM33 212H35V211H33ZM43 212V211H42ZM48 212V211H47ZM52 212V211H51ZM85 212V211H84ZM89 212H91V210L89 211ZM100 212V211H99ZM103 212V211H102ZM127 212H129V211H127L126 210V212H125V214H127ZM141 212V211H140ZM232 212V211H231ZM237 212H238V210H237ZM240 212V211H239ZM253 212H257L258 214H260V212H261V210H257V211H253ZM87 214H88V212H86ZM92 213H93V211H92ZM92 213L90 214V215H92ZM101 213V212H100ZM99 213V214H100ZM103 213H105V212H103ZM114 213V212H113ZM145 213H142V215L144 214L145 216H146V214ZM153 213V212H152ZM151 213V214H152ZM74 214V213H73ZM95 214V213H94ZM112 214V213H111ZM110 214V215H111ZM115 214V213H114ZM114 214H112L111 216L113 217V219H115L114 217L115 216H113ZM117 214H120V213H117ZM150 214V215H151ZM156 214V213H155ZM240 214V213H239ZM38 215V214H37ZM53 215V214H52ZM77 215V214H76ZM75 215V216H76ZM81 215H83V214H81ZM80 215V216H81ZM85 215V214H84ZM89 215V216H90ZM100 215H103V214H100ZM100 215H97V216H100ZM108 216V215H105V216H108V217H110L111 218V216ZM130 215H131V211H130ZM130 215H128V216H130ZM136 215V214H135ZM141 215V214H140ZM153 215V214H152ZM197 212H196V217H197ZM87 216V215H86ZM89 216H87V217H89ZM93 216V215H92ZM92 216H90L89 218H90V220H91V217ZM97 216H96V218H97ZM120 216V215H119ZM200 216V215H199ZM44 217V216H43ZM68 217V216H67ZM103 217V216H102ZM121 217V216H120ZM150 217V216H149ZM156 217V218H157ZM200 217H202V216H200ZM199 217V218H200ZM243 217V216H242ZM262 218H264V215L263 216H261ZM84 218V217H83ZM99 218V217H98ZM100 218H101V216H100ZM105 218V217H104ZM123 218V217H122ZM125 218H128L127 217V215H126V217ZM124 218V220H126ZM131 218H133V216L131 217ZM135 218V217H134ZM141 218V217H140ZM144 218V217H143ZM146 218V217H145ZM198 218V219H199ZM253 217H251V219H252ZM84 219H86V217L84 218ZM102 219V218H101ZM105 219H107V218H105ZM104 219V220H105ZM116 219H117V217H116ZM130 219V218H129ZM137 219V218H136ZM246 219V218H245ZM50 220H52V219H50ZM63 220H66V219H63ZM90 220H88V221H90ZM93 220V219H92ZM95 220V219H94ZM119 220V219H118ZM128 220V219H127ZM191 220V219H190ZM240 220V219H239ZM249 220V219H248ZM257 220V219H256ZM261 220L263 221V219H260L259 220V223H254L255 222V220H254V218H253V222L250 224L251 226H257V224H262L261 223ZM87 221V223H89ZM108 221V220H107ZM107 221H106V223H107ZM110 221V220H109ZM116 221V220H115ZM179 221V222H178ZM193 221V220H192ZM245 221V220H244ZM258 221V220H257ZM256 221V222H257ZM175 222H178V223H180V224H176L175 226H172L171 228H168L167 227V225H166V227L168 228V229H160V230H156L155 232H151V233H147V230H145L144 231V228L146 229L147 227H146V225H148V227L149 226H154V229L158 226V225H165V224H173V223H175ZM249 222V221H248ZM247 222V223H248ZM86 223V222H85ZM109 223V222H108ZM132 223V222H131ZM239 223V222H238ZM96 224V223H95ZM111 224H113V223H111ZM125 224V223H124ZM130 224V223H129ZM169 224V225H170ZM98 225V224H97ZM110 225V224H109ZM117 225V224H116ZM126 225V224H125ZM246 225V224H245ZM249 225V226H250ZM263 225H264V223H263ZM114 226V225H113ZM128 226V225H127ZM145 226V227H144ZM165 227V226H164ZM263 227V226H262ZM103 228V227H102ZM101 228V229H102ZM107 229H108V227H106ZM118 228V227H117ZM161 228V227H160ZM224 228V227H223ZM241 228V227H240ZM246 228H248V227H246ZM255 229H256V227H254ZM77 229V228H76ZM101 229H99V230H101ZM112 230H114L115 231V229H113V227L111 228ZM150 229V228H149ZM251 229H252V231H254L253 230V228L251 227ZM263 229H264V227H263ZM110 229H108V231H109ZM122 230V229H121ZM151 230V229H150ZM150 230H148V232L150 231ZM216 230V229H215ZM248 230V232L247 233H249V229H247ZM258 230L259 229H257L256 230V232H255V234L257 235V232H258ZM117 231H118V229H117ZM120 231V230H119ZM222 231V232H221ZM241 231V230H240ZM260 231V230H259ZM101 232H103V231H101ZM100 232V233H101ZM113 232V231H112ZM116 232V231H115ZM114 232V233H115ZM122 232H123V230H122ZM132 232V233H133ZM239 232V226H238V224H236V223H234V224H232V227L231 228H224V229H221L220 230V235H221V233H222V235H224V237H225V239L226 240H224L225 242H226V247H227V252H229V253H235L234 252V245H232V243H230V241H229V238H233V240L232 241H234V237H236V234H234V233H238ZM243 232V231H242ZM70 233V232H69ZM73 233V232H72ZM96 233H98V231L96 232ZM99 233V234H100ZM109 233V232H108ZM108 233H106V234H108ZM114 233H112V234H114ZM124 233H125V231H124ZM123 233V234H124ZM130 233V232H129ZM259 233V232H258ZM94 234V233H93ZM99 234H97V235H99ZM104 234V233H103ZM110 234V233H109ZM111 234V235H112ZM116 234H117V232L115 233V236H116ZM119 234H120V232H119ZM101 235H102V233H101ZM209 235V233H204L203 234V236H208ZM238 235V234H237ZM248 235V234H247ZM252 236H254L253 234H251ZM83 236V235H82ZM105 236V235H104ZM108 236V235H107ZM115 236H113V237H115ZM125 236H126V234H125ZM135 236V237H136ZM89 237V236H88ZM94 237H96V236H94ZM120 237V236H119ZM118 237V238H119ZM124 237V236H123ZM129 237V236H128ZM216 238V237H215ZM222 238V237H221ZM220 238V239H221ZM243 238V237H242ZM255 238H256V236H255ZM213 239V238H212ZM211 239V240H212ZM228 239V240H227ZM218 240V239H217ZM237 240H238V238H237ZM253 240V239H252ZM20 241V240H19ZM239 241H240V238H239ZM88 242V241H87ZM222 242V241H221ZM235 242V241H234ZM237 242V241H236ZM207 243V242H206ZM230 243V244H229ZM209 244V243H208ZM221 244V243H220ZM236 244V243H235ZM252 244V243H251ZM254 244H256V243H254ZM206 245V244H205ZM212 245V244H211ZM224 245V244H223ZM238 245V244H237ZM87 246V245H86ZM251 246V245H250ZM252 246H255V245H252ZM258 246V245H257ZM185 247L186 248H191V247H189V246H186L185 245ZM218 247V246H217ZM237 248H238V246H236ZM236 247H235V249H236ZM242 247V246H241ZM221 248V247H220ZM251 248V247H250ZM224 249V248H223ZM246 249V248H245ZM249 249V248H248ZM200 250V249H199ZM212 250H214V249H210V251L212 252ZM242 250V249H241ZM250 250V249H249ZM255 250H257V249H255ZM226 251V250H225ZM247 251V250H246ZM245 251V252H246ZM259 251V250H258ZM262 251H264L263 249H262ZM174 251H172V253H173ZM207 252V251H206ZM209 252V251H208ZM220 252V251H219ZM239 253H240V251H238ZM243 252V251H242ZM244 252V253H245ZM256 252V251H255ZM254 252V253H255ZM202 253V252H201ZM247 253V252H246ZM223 255V254H222ZM192 256V255H191ZM233 256H235V255H233ZM232 256V257H233ZM211 257V256H210ZM194 258V257H193ZM212 259V258H211ZM184 260V259H183ZM200 260V259H199ZM210 260V259H209ZM178 262V261H177ZM209 262H212V261H209ZM189 264V263H188ZM201 264V263H200ZM209 264H212V263H209ZM214 264V263H213ZM235 264V263H234Z\"/></svg>",
	"mask_w": 264,
	"mask_h": 264
}]
</instances>
